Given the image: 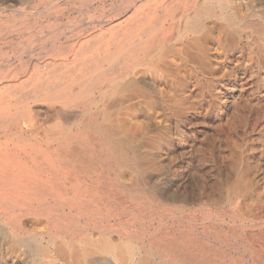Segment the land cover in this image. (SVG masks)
I'll return each mask as SVG.
<instances>
[{
  "label": "rangeland",
  "instance_id": "1",
  "mask_svg": "<svg viewBox=\"0 0 264 264\" xmlns=\"http://www.w3.org/2000/svg\"><path fill=\"white\" fill-rule=\"evenodd\" d=\"M119 1L120 0H0V8L1 9L4 8L3 10L0 9V29H1V27H3L0 30L3 32V33L2 32L0 33V104H1L0 105V120H1V122H0L1 127L0 128L2 129V130L0 129V132L3 135L6 132L5 133L6 136H4L2 138V141L7 140L8 142H10L9 145L11 144L10 146H12L14 148L13 152L17 153L14 155L12 152L11 158L13 160H15L16 163H24L23 164L24 166L26 163H27L26 164L27 166H28V164L31 163L29 161L30 156L28 155V153H29L28 145L26 144L29 142L28 140L30 139L29 134L27 132H25L24 127L22 129L18 128V126H24V122H23L24 117L26 115V111H27V113H29L30 108L32 109V113H34V116H36L35 117L36 120L39 121V123L44 122L45 125H47V127L49 129L48 131L50 133L55 132V131L59 132V134H57V133L55 134L56 135L55 137L52 136L53 138H52L51 142H53L54 145H55L54 140L56 139V137H57V140L59 139V141H61L63 145H67L66 140L68 139L70 141V139H71L72 141H74L72 146L76 145V148L80 149V150L76 149L77 150L76 155L74 157H72L73 159L66 157L65 154L63 153L62 155H64V156H63L62 163L60 161V163H61L60 164L57 161V163L54 164V165L59 166V167L56 166V168H58L59 173L62 172L60 174H66V173L72 174L73 173V174H75V176L77 175L76 177L79 178L78 182H74L71 185V183L65 182L64 179L60 180V184L63 182L64 185L61 184L62 187H61L60 191L57 192V194L52 193V192H47V193L46 192H36L35 194L27 195L28 193L25 194V192L23 193L22 190L16 191V188H14L15 190L13 189V191L9 192V193L12 195L11 197L14 198V200L13 199L12 200L15 201V203H14L12 209H9V208H11L12 204L9 203L10 205H8V206L6 205L8 212L5 209V204H2L3 199L0 198V200H1L0 205L4 206V208H2V209H1L2 206H0V214H1L0 215V226L3 224V226L0 227V247H2V248H0V250H1L0 264H14V263L15 264H45V263L46 264H70V263L71 264H74V263L75 264H87V263L88 264H123L124 261H122L121 259L119 260V259L113 258L110 254H106V253H103V254L98 253L99 255L98 254H94V255L92 254V255L88 256V253H86L88 246H91L94 242L96 243L97 241L99 243L102 241H109V242L111 241L110 243H112L113 245H117V246L123 245L121 247H123L127 250L130 249L129 251L131 252L132 255H134L136 257V259H134L135 257H133V259H132L133 263L131 261V263H129V264H135V263L139 264L138 262H140V264H144V262L147 260H149L150 262H152L154 264L155 263L156 264H166V263L167 264H178V262H179V264H187V263L188 264H196V263L197 264H264V17H263L264 16V0H255V1H251V0H241V1L240 0H232V1L231 0H212V1L211 0H185V1L184 0H135L136 3L133 2L134 0H128L130 2H128L127 0H124V1L121 0V2H119ZM208 1H210V2H208ZM114 2H116V3H114ZM131 2L135 5L131 4ZM190 2L192 3V5H190ZM120 3L121 4L123 3V4L121 5ZM145 4H147V5H145ZM201 4H203V5H201ZM142 5H143V7H142ZM193 5H194V7H193ZM167 6H169V7H167ZM173 6L176 8H173ZM209 6H211V8ZM115 7H116V9H115ZM118 7H120V8H118ZM203 7L205 8V10ZM159 8H162V9L159 10ZM192 8H193V10H191ZM200 8L204 11L203 15L206 17L205 18L203 16L204 23H205L204 27H206V28H202L199 31H190L187 29V27H185L187 25L188 19L193 18L197 9L200 10ZM87 9H88V12H87ZM254 9H256V10H254ZM260 9H261V11H260ZM141 11H143V12H141ZM148 11L150 12L149 15H148ZM173 11H174V13H173ZM177 11L179 14H177ZM188 11H190V12H188ZM200 12H202V11H200ZM103 13L107 14V15H103ZM134 13L138 14L139 17L142 18L140 23H138L137 25L133 24L132 22H130V23L126 22V19L129 16H131L132 14L134 15ZM153 13H154V15H153ZM170 13H171V16H170ZM216 13H217V15H216ZM1 14H2V16H1ZM127 14H128V16H127ZM187 14L190 16H188ZM83 15H84V17H82ZM101 15H102V18H101ZM247 15L250 18H248ZM226 16H228V17H226ZM91 17L94 18L96 21L94 19H92ZM158 17H159V19H158ZM171 17H172V20H170ZM213 17L216 19H214ZM75 18L77 21L75 20ZM58 19H59L61 24L58 22ZM81 19H84V20H81ZM68 20H70V21H68ZM79 20H81V21H79ZM91 20H92V22H90ZM102 20H104L105 22H103ZM175 20L177 22L179 21L180 23H177ZM232 20H233V23H232ZM253 20H255V21H253ZM172 21L174 23H172ZM225 21H227V22L225 23ZM244 21H245V24L243 23ZM250 21H252V22H250ZM259 21H260V23H257ZM52 22H53V25H52ZM55 22H57V23H55ZM66 22H68L69 24L68 23L66 24ZM72 22H73V24H72ZM117 22H119V23H117ZM175 22H176V24H175ZM96 23H98V24H96ZM170 23H172V24H170ZM206 23L208 26L206 25ZM36 24H37V26H36ZM44 24H46V25H44ZM70 24H72V26ZM120 24H121L122 28L120 27ZM251 24H254V25L252 26ZM9 25H10V27H9ZM21 25L24 28L19 27ZM34 25L36 26V28H33V27H35ZM108 25H109V27H108ZM170 25H172V26H170ZM255 25H257V26H255ZM14 26L16 28H14ZM43 26H45L46 29H44ZM54 26H56V27H54ZM110 26H112V27H110ZM177 26H179V28ZM239 26H240V28H239ZM41 27H43V28H41ZM53 27H54V29H53ZM98 27H101V28H98ZM172 27H173V29H172ZM245 27H247V28L245 29ZM8 28H10V30H7ZM38 28L40 31L38 30ZM161 28L163 29V31ZM174 28H175V30H174ZM55 29H58V30L55 31ZM86 29H88V31ZM114 29H116V30H114ZM235 29H236L237 35L235 36V38L233 40H231L229 35H227V31L231 32L232 30H235ZM253 30H255L256 33H254ZM28 31H29V33H28ZM68 31H70V32H68ZM78 31L81 33H79ZM123 31H125L124 34H123ZM157 31H159V34H157L158 33ZM168 31H169V33H168ZM178 31L181 34H179ZM40 32L41 33L45 32L46 34H44V35L42 34V37H41ZM83 32H84V34H82ZM111 32L112 33L116 32V33L112 34ZM184 32L185 33L187 32V33L185 34ZM200 32H203V33H200ZM238 32L240 33V35ZM118 33H120V35ZM154 33H155V35H154ZM34 34L36 35V37ZM52 34L54 37L52 36ZM73 34L74 35L79 34V35L74 36ZM104 34H105V36H104ZM139 34H142V36ZM182 34L184 35V37ZM190 34H192L193 36ZM32 35L34 37L30 38V36H32ZM108 35H109V37H108ZM162 35H164V36H162ZM178 35H180V37ZM200 35H202L204 37L203 46L205 47V50H206L207 60H208L209 64L212 66L211 71H204L201 74L195 73L196 71L189 70V69H187L188 71L183 70V63L181 60L182 58L180 55H176V51H175V50H177V52L181 51L183 49V47L187 44V42L188 43L191 42L195 36H200ZM26 36H28V37H26ZM116 36H118V37H116ZM137 36H139V37L141 36L140 37L141 39L139 38V42L137 41ZM50 37H53V39ZM68 37H69V39H68ZM114 37H116V39H114ZM154 37L156 40L153 39ZM161 37H162V39H161ZM178 37H179V39H177ZM181 37H182V39H181ZM45 38L47 40H45ZM56 38H59V39H56ZM104 38L106 39V42L108 40H112V41L114 40L113 43L111 44V47H109L110 45H105L106 42H105ZM175 39H177V41ZM42 40H45L46 43H44V41H43V43L46 44L45 46L43 45ZM182 40H183V42H182ZM245 40H246V42H245ZM36 42H37V44H36ZM49 42H51V43H49ZM74 42H75V45H74ZM217 42H219V43H217ZM130 43L134 44V45H130ZM241 43H242V45H241ZM66 44H69V45H66ZM102 44L105 46H102ZM126 44H128L129 46L127 49L124 50V47ZM142 44L144 45V47ZM147 44H148V46H147ZM33 45H35V46H33ZM41 45H42V47H41ZM49 46H51V47H49ZM67 46H69L70 48ZM35 47H36V49H35ZM59 47L61 48L60 51H59V49H60ZM79 47H81V48H79ZM101 47H102V49H101ZM166 47H167V49H169L167 53H166V51H167ZM129 48H130V50H129ZM31 49H32V51H31ZM55 49L58 52H56ZM104 49L106 51L109 50V51H107V53H110V54H106V51ZM156 49L159 52L158 51L155 52ZM178 49H180V50H178ZM69 50H71V51H69ZM103 50H104V52H103ZM172 50H174V51L172 52ZM28 51H30V52H28ZM41 51L42 52L45 51V52H43L44 54ZM61 51H62V53H61ZM40 52L42 55L38 54ZM53 52H55V53H53ZM45 53H46V55H45ZM51 53H53V56L55 55L53 58H52ZM21 54L23 56H21ZM48 54L49 55L51 54V55L49 56ZM93 54L95 55V57ZM98 54H99V56H97ZM231 55H233V56H231ZM42 56H44V57H42ZM47 56H49V57H47ZM104 56H106V57L103 58ZM215 56H218V58L215 59ZM220 56H222L223 58ZM27 57H28V59H27ZM136 57L138 58V60ZM23 58H24V60H23ZM147 58H148V60H147ZM59 59H61V60H59ZM101 59H103V60H101ZM142 59H144V60H142ZM234 59H236V60L234 61ZM50 60H52V61H50ZM141 60L143 61V63H141ZM178 60H179V62H178ZM46 61H48V62H46ZM65 61L67 62V64ZM96 61H97V63H96ZM106 61H107V63H106ZM103 62H105V63H103ZM246 62H248V63H246ZM94 63H95V65L97 64L96 65L97 67L95 65H93ZM49 64H51V66L49 67L50 69H56V71H68V70H70V74H72L71 76L76 77L75 82L69 88H67L65 90V92L70 97L72 96L71 97L72 101L70 102V105H68L69 109L68 108H66V110L65 109L62 110L60 108L56 109L55 107L50 106V104H48V102H45V101H38V102H35L32 104L30 102L31 99H29L27 97L28 90L32 87L30 78L32 76L38 77L41 73L45 72L47 70L46 66H48ZM82 64H83V66H82ZM135 64H136V68H135ZM69 65H70V67H69ZM129 65H130V67H129ZM176 65H180V66L176 69V67H175ZM98 66H99V68H98ZM106 66H108V67H106ZM26 68H28V69H26ZM121 68L123 69V72L121 71L122 70ZM15 69L17 70V72L14 71ZM98 69H101V70L98 71ZM124 70H126V71H124ZM225 70H227V71H225ZM141 71H142V73H141ZM14 72H16V74ZM103 72H106V73H103ZM118 72L120 75L118 74ZM188 72H190V73H188ZM98 73H100L99 74L100 76L97 75ZM111 74H112V76H111ZM116 74H117V76H116ZM141 74H142V76H141ZM182 75H184V76H182ZM91 76H93V78ZM97 76H99L100 78ZM106 76H108L109 78ZM115 77H118L119 80H118V78H115ZM130 77H131V79H130ZM7 78H9V79H7ZM4 79H6L7 81ZM63 80H64V78H61V81H63ZM95 80H96V83H98L97 85H96V83H94ZM126 80L129 82H127ZM150 80H151V82H150ZM204 81H206V83ZM38 82H39V80H35L34 84H36ZM104 82H105V84H104ZM142 82H143V84H142ZM145 82H146V84L148 83L147 84L148 86L145 84ZM3 83H4V85H3ZM82 83H83V85H81ZM61 84L63 85V82H61ZM227 84H230V85H227ZM1 85H2V87H1ZM113 85H114V88L111 87ZM97 86H99V87L97 88ZM103 86H106V87L104 88ZM149 86H151L152 88ZM190 86H191V88H190ZM124 87L126 89H124ZM155 87H157V88H155ZM75 88H77V89H75ZM111 89H113L112 90L113 92L111 91ZM136 90H138V91H136ZM146 90H148V91H146ZM1 91H3V92H1ZM78 91H79V93H78ZM170 91H171V93H170ZM74 92H76V93H74ZM141 92L143 93V95H144V93L146 94L144 96L145 98H143V97L137 98L138 94H142ZM120 93H122V94H120ZM150 93H152V94H150ZM104 94L108 95V97ZM234 94L237 97H235ZM133 95H134V97H133ZM147 95L148 96L150 95L151 98L146 97ZM129 96H130V98H128ZM81 97H83V98H81ZM113 97H114V99H113ZM120 97H122V98H120ZM25 98L27 99V101H25L26 100ZM89 98H91V99H89ZM135 98H136V100H135ZM193 98H194V100H192ZM96 100H98V101H96ZM145 100L150 102V106H148V104L143 103V101H145ZM120 101L122 103L124 102V104H122ZM127 101H129V102H127ZM14 103H16V105H14ZM93 103H95V104H93ZM102 103L105 104V106ZM78 104H80V105H78ZM91 104H92V106H91ZM106 104H110V105L108 106ZM37 105H40V106L37 107ZM60 105L62 106V104H60V102H59L57 104V106L59 107ZM96 106H97V108H96ZM90 108H92V109H90ZM119 108H120V110H119ZM21 109H23V110H21ZM80 109H83L84 111L80 110ZM87 109H89V110H87ZM93 109H94V111H93ZM59 110L60 111L62 110V112H60ZM6 111H8V112H6ZM41 111L45 114H43ZM46 111L48 114L46 113ZM182 111H183V113H181ZM184 111H186V112H184ZM86 112H88V113H86ZM101 112H102V114H101ZM221 112H222V114H221ZM60 113L62 114V116ZM58 114H60V115L58 116ZM71 114H72V116L74 114L75 117L70 118V117H72ZM85 114L88 116H86ZM103 115H104V117H103ZM141 115H142V117H141ZM54 116H56V117H54ZM85 116L87 117V119H85L86 118ZM177 116L181 119H179ZM40 118H41V120H40ZM69 118L73 119V120L68 121ZM94 118H95V120H93ZM142 118H143V120H141ZM89 119H90V122H89ZM97 119L99 122L96 121ZM145 120H148L147 125H146ZM164 121H166V122H164ZM118 122L120 124L119 126L121 127V129H124V132H123L124 134L122 133L120 135V137L122 139L128 138L133 145L130 144V146H128V147L125 146V147H122L120 149L116 146H112L113 143L112 142L109 143L110 141H108L106 136L103 135L104 133L102 132V129H101L103 126L112 125L113 127H118ZM136 122L139 124L137 131L131 129L133 126V123H136ZM141 122H142V124H141ZM156 122H157V124H156ZM93 123H94V125H93ZM161 123H162V125H161ZM140 124H141V127H140ZM180 124H181V126H180ZM53 125H54V127H53ZM77 125H79V126H77ZM82 125H84V126H82ZM95 125H97V126H95ZM2 126H4V127L2 128ZM57 126H59V127H57ZM147 126H148V129H147ZM159 126H160V128H159ZM16 127L18 128L19 131L17 130ZM82 127H83V129H82ZM4 128L6 131L4 130ZM87 128L89 130H87ZM69 129H70V132H69ZM125 129H126V131H125ZM154 129H155V131H154ZM20 130H21V132H20ZM77 130H79V131L77 132ZM83 131H85V132H83ZM11 132H15L16 134L15 133H14L15 135L13 133L10 134ZM88 132H89V135H88ZM152 132H154L155 134ZM182 132H183V134H182ZM19 133H20V136H19ZM73 133L75 134L74 135L75 137H73ZM77 133H79L78 136H82L83 138L81 139V137H78V136L76 137ZM82 133L84 136L82 135ZM62 134H65V135H62ZM90 134H91V136H90ZM16 135H18V136H16ZM70 135H71V137H69ZM141 135L144 137H142ZM133 136H135V137H133ZM5 137L6 138L8 137V138L5 139ZM13 137H14V139H13ZM23 137H25V138L22 140L21 138H23ZM84 137H85V139H84ZM168 137H170V138H168ZM10 138H12L13 140ZM114 138L117 139L118 136L114 137ZM26 139H28V140H26ZM77 139H78V141H76ZM136 139L138 140V142H136L137 141ZM97 140H98V142H97ZM99 140H100V142H99ZM104 140H106V142ZM23 141H25L26 143L24 144ZM87 141H91L92 144L90 142H88V144H86ZM80 142H82V143H80ZM14 143L16 145H14ZM147 143H149L150 146H148ZM34 145H36V146L38 145L37 147H39L38 142H35ZM54 145H50L51 148H49L48 150L52 151ZM86 145H87V147H86ZM90 145H92L93 147ZM22 146H24L25 148ZM83 146L85 147V150H84ZM139 146H140L141 150H140ZM167 146H168V148H167ZM20 147H21V149H20ZM109 147H111V148H109ZM131 147H132V149H131ZM151 147L153 148L152 150H151ZM26 148H27V150L25 151L24 149H26ZM88 149H90V150H88ZM91 149H92V152H91ZM124 149H125V152H127V153L123 152ZM167 149H168V151H167ZM17 150H19V151L17 152ZM24 151L27 155L24 153ZM103 151H105L106 154ZM117 151H120L123 154L119 155L117 153ZM129 151L131 152V154L129 153ZM95 152H97V153H95ZM88 153H89V155H88ZM164 153H165V155H164ZM24 154H25V156H24ZM159 154H160V156H159ZM87 156H89V157H87ZM140 156H142V157H140ZM25 157H27V158H25ZM97 157H99V158H97ZM111 157H113V161H112ZM86 158H87V160H86ZM121 158H123V159H121ZM134 158H135V160H137V163L133 162ZM93 159H95V161ZM102 159H104V160H102ZM129 159H132V160L129 161ZM146 160H148V161H146ZM72 161H73V163H72ZM121 161H124V162H121ZM118 162H121V163H118ZM83 163H85V165H88V166L83 165ZM97 163L99 164V166ZM129 163L130 164L132 163V164L130 165ZM147 163H148L149 167L147 166ZM153 163H154V165H153ZM89 164H90V166H89ZM107 164H109V167ZM162 164H163V166H162ZM45 165L46 166H44L45 168L43 169V170H45V172L50 173L52 170L51 173H56L55 168L51 169L52 166L48 167L46 163H45ZM54 165H53V167H54ZM138 165H140V166H138ZM102 166L105 168H103ZM119 166L121 168H119ZM47 167H48V169H47ZM85 167H87V168L85 169ZM49 168H50V170H49ZM123 168H124V170H123ZM144 168H145V170H143ZM195 169H197V170H195ZM75 170H77V171H75ZM87 170H90V171H87ZM133 170H135V171H133ZM96 171H97L98 175L95 174ZM85 172H87V173H85ZM102 172L103 173L106 172L105 175H101V174H103ZM126 172H129V173L126 174ZM153 172L154 173L157 172V174H154ZM91 173H94V174L92 175ZM114 173H115V175H114ZM84 174H86V175H84ZM80 176H81V178H80ZM97 176H99L100 178H98ZM157 176L160 178H157ZM90 177H92V178H90ZM112 177H116V178H112ZM130 177H132V178H130ZM104 178L107 181H105ZM92 179L95 181H92ZM117 179H118V181H117ZM128 179L130 180V182L126 181ZM101 180H103V181H101ZM104 181H105V183H104ZM143 182H145V183H143ZM98 183H99V185H98ZM65 184H67V185L65 186ZM85 184H87V185H85ZM109 184H110V186H108ZM73 186L76 189L73 188ZM83 186H84V188H83ZM87 186H88V188H87ZM128 186H130V187H128ZM77 189L81 190V191L79 192ZM119 189L120 190L122 189L123 191H120ZM150 189H153V190H150ZM154 189H156V190H154ZM61 190H63V191H61ZM89 190H91V191H89ZM98 190H100V191H98ZM117 190H118V192H117ZM140 190H141V192H140ZM2 191L3 190L0 189V195H1L0 197L5 198L4 194L1 193ZM71 191L72 192L74 191L75 194H78V195L75 196L73 194L74 192L72 193ZM85 191L88 193H86ZM122 192H124V193H122ZM157 192H158V194H157ZM22 193L24 194L23 195L24 197L21 196ZM103 193H104V195H103ZM159 193L162 195H160ZM163 193H165V194H163ZM183 193H185L186 196ZM44 194H45V196H44ZM65 194L68 196L69 195H72V196L68 198ZM92 194H93V196H92ZM113 194H115V195H113ZM152 194H153V196H152ZM36 195L38 196V198ZM117 195H120L121 197L117 196ZM130 195H131V197H130ZM65 196H66L65 199H67L66 204L64 203V202H66V200L65 201L63 200ZM80 196L82 197V199ZM84 196L86 198L83 199ZM111 196H113L114 198L112 197V199H111ZM169 196H171V197H169ZM44 197H46L47 199H45ZM73 197H75V198H73ZM77 197H79V198H77ZM97 197H98V199H97ZM107 197H109L110 199ZM115 197H116V201H115ZM118 197H120V198H118ZM25 198H28V199L26 200ZM72 198L74 200L75 199L76 200L74 201ZM93 198H95L97 201ZM128 198H131L132 201ZM154 198L156 200H154ZM173 198H176V199H173ZM186 198L187 199L189 198V199L187 200ZM79 199L81 200V202ZM107 199L109 200V202ZM127 199L131 203L129 201L127 202ZM183 199L185 201H183ZM110 200H112V201H110ZM136 200L138 202H136ZM28 201L29 202L32 201V202L29 203ZM101 201H103L104 203ZM23 202H26L25 203L26 205ZM61 202H62V204H61ZM71 202L74 204H72ZM112 202H115V203H112ZM17 203L19 204V207H21V208H19L18 206L17 207L15 206V205H18ZM45 203L48 206H46ZM63 203H64V205H63ZM123 203H124V206H123ZM135 203H136V205H135ZM38 204L41 205L39 208H38V206H39ZM53 204H54V206H53ZM126 204L127 205L129 204L130 206L129 205L127 206ZM20 205H23V206H20ZM103 205H105V206H103ZM112 205H114V206H112ZM77 206H79V207L76 208ZM132 206H134V207H132ZM136 206H140V208L136 207ZM144 206H145V208H144ZM111 207H112V209H111ZM146 207H148V208H146ZM48 208H49V210H47ZM52 208H53V210H52ZM56 208L58 209V211H56L57 210ZM94 208H97L98 210L94 209ZM113 208L115 209V211H118V212H115ZM132 208H133V210H132ZM84 209L87 210V213H86V210H84ZM150 209L153 211H151ZM20 210H22V211H20ZM46 210L49 211V213H47V212L45 213ZM66 210L67 211L69 210L68 211L69 213ZM88 210H89V212H88ZM109 210H112L111 212L114 215ZM31 211H32V213H31ZM72 211H73V213H72ZM106 211H107V213H106ZM21 212H22V214H21ZM39 212H40V215H39ZM101 212H103V213H101ZM135 212H136V214H135ZM11 213H12V215H11ZM58 213H59V215H58ZM60 213H62V214H60ZM116 213L119 214L118 217H117ZM122 213H124V214H122ZM125 213H127V215ZM141 213L142 214L144 213V215H142ZM18 214L20 217L18 216ZM42 214H44V216ZM67 214H69L70 216L74 215L73 216L74 217L73 222H71L73 220V217L71 218L70 216H67ZM109 214H112V215H109ZM132 214H134V215H132ZM36 215H37V217H36ZM62 215L65 218H63ZM86 215L88 216V218ZM130 216H131V218H130ZM56 217H57V220H56ZM60 217L63 220L60 219L61 221H58L59 220L58 218H60ZM89 217H91L93 219V222H92V219ZM100 217H102V220ZM11 218L14 220H12ZM15 218H17V219H15ZM31 218H33V220ZM38 218H40V220ZM69 219H72V220L69 222ZM76 219H78L80 222ZM129 219H130V221H129ZM15 220L17 221V223ZM105 220H107V222ZM131 220H133V221H131ZM84 221H86V222H84ZM13 222H14V224L20 225L19 228L17 227L18 225L17 226L15 225L16 226L15 227L14 224H12ZM32 223H33V227H32ZM61 223L64 224V226L61 225ZM67 223H68V226L66 225ZM78 223H81V224H78ZM87 223L89 226L87 225ZM116 224L118 226H115ZM122 224H124V225H122ZM71 225L73 227H71ZM102 225L106 227L105 228L106 230L104 229V227ZM123 226H124V228H122ZM134 226H135V228H134ZM119 227H120V229H119ZM11 228H12V230H10ZM58 228L60 229L59 232H57V230H59ZM61 228L63 230H65V229L66 230L63 231ZM84 228H85V230H83ZM99 228L101 230H99ZM127 228H129V229H127ZM52 229H53V231H52ZM69 229H71V230L69 231ZM114 229H117V230H114ZM96 230H97V232H96ZM71 231L73 232V234H71ZM14 232H17V233H14ZM38 232H39V234H38ZM77 232H79V233H77ZM1 233H3V234H1ZM90 233L92 234V236ZM96 233H98V236ZM5 234H6V237H5ZM2 235H4V236H2ZM73 235H76V236H73ZM83 235H85L84 236L85 238L83 237ZM159 235H161V236H159ZM62 236H63V238H60ZM65 236H66V238H64ZM102 236H103L104 240L101 239ZM129 236H130V238H129ZM18 237H20V238H18ZM69 237H71V238H69ZM76 237H77V239H76ZM88 237H90V238H88ZM94 237H96L97 239ZM107 237H109L111 240H108ZM154 237H155V239H154ZM160 237L161 238L163 237L162 240ZM35 238L38 241L35 240ZM91 238L92 239L94 238V239L92 240ZM52 239H54V240H52ZM64 239L66 242L64 241ZM73 239H74V242H73ZM87 239H90L91 242L93 241L92 244L90 243V241L88 242ZM168 239H170V240H168ZM8 240L9 241L11 240V242H13V243H11V242L9 243ZM128 240H129V242H128ZM148 240L150 242H148ZM172 240H174V241H172ZM125 241L127 243H125ZM146 241H147V243H146ZM177 241H179V242H177ZM75 242H77V243H75ZM83 242H87V243L82 244ZM152 242H154L155 244ZM8 243H9V245H8ZM66 243H68V244H66ZM151 243H152V245L150 246ZM174 243L175 244L177 243L176 245H178V246H176ZM52 244H54V245H52ZM71 244H73V245H71ZM162 244H163V246L161 247ZM169 244H171L172 246ZM83 245H86V246H83ZM126 245H128V246H126ZM164 245H165V247H164ZM185 245L186 246L188 245V247L185 248ZM62 246L63 247L66 246V249L68 251L73 250L72 248H75L79 251L81 250L80 251L81 252V259H79L77 261L75 258L69 257V255H62V254L56 255V251H58V249L62 248ZM140 246H141V248H139ZM143 246H144V248H143ZM148 246H150L151 248ZM5 247H7V248H5ZM10 247L13 250H11ZM34 247H36V249H34ZM81 247L83 249H81ZM169 247L172 249H170ZM175 247H179V248L177 249ZM131 248H133V249H131ZM161 248H163L164 250ZM182 249H186V250H182ZM3 250H7L6 253ZM147 250L150 253L149 255L147 254L148 253ZM166 250L169 254L166 252ZM138 251H139V253H138ZM155 251H156V255H155ZM184 252H185V254H184ZM157 253H159L160 255ZM162 253H163V255L165 253V255L163 257L161 256ZM178 253H179V256H178ZM191 253L193 255H191ZM50 254L51 255L55 254V257L53 258ZM104 254H105V256H103ZM136 254H138V255H136ZM175 254L177 256H175ZM182 255L184 257H182ZM189 255L191 256V258ZM60 256L61 257L64 256L65 258L62 257L63 260H61L62 258H60ZM152 256H154V257H152ZM13 257L15 259H12ZM103 257H104V259H103ZM179 257H181L180 258L181 260H179ZM193 257H195V258H193ZM4 258H6V259H4ZM67 258H68V260H67ZM186 258L189 260L186 261ZM17 259L18 260L20 259V260L18 261ZM87 259L89 261H87ZM145 259H147V260H145ZM13 260H14V262H13ZM85 260L87 262H85ZM134 260H136V261H134ZM60 261L61 262L63 261V262L61 263ZM124 264H125V262H124Z\"/></svg>",
  "mask_w": 264,
  "mask_h": 264
},
{
  "label": "bare ground",
  "instance_id": "2",
  "mask_svg": "<svg viewBox=\"0 0 264 264\" xmlns=\"http://www.w3.org/2000/svg\"><path fill=\"white\" fill-rule=\"evenodd\" d=\"M124 1V0H123ZM128 1V0H127ZM126 1V2H127ZM185 1V0H184ZM212 1V0H211ZM232 1V0H231ZM241 1V0H240ZM251 1H255V0H251ZM119 2H121V0L119 1ZM128 2H130V1H128ZM133 2H135V0L133 1ZM167 2V1H166ZM165 2V3H166ZM173 2V1H172ZM179 2V1H178ZM189 2V1H188ZM199 2V1H198ZM208 2H210V1H208ZM114 3H116V2H114ZM136 3V2H135ZM185 3V2H184ZM187 3V2H186ZM255 3V2H254ZM121 4V3H120ZM123 4V3H122ZM121 4V5H122ZM125 4V3H124ZM127 4V3H126ZM129 4V3H128ZM131 4H133L132 2H131ZM167 4V3H166ZM174 4V3H173ZM188 4V3H187ZM218 4V3H217ZM228 4V3H227ZM249 4V3H248ZM115 5V4H114ZM120 5V6H121ZM133 5H135V4H133ZM145 5H147V4H145ZM161 5V4H160ZM176 5V4H175ZM190 5H192V3L190 2ZM201 5H203V4H201ZM210 5V4H209ZM214 5V4H213ZM125 6V5H124ZM132 6V5H131ZM186 6V5H185ZM231 6V5H230ZM251 6V5H250ZM122 7V6H121ZM128 7V6H127ZM139 7V6H138ZM142 7H143V5H142ZM163 7V6H162ZM167 7H169V6H167ZM172 7V6H171ZM193 7H194V5H193ZM199 7V6H198ZM210 8H211V6H209ZM20 8V7H19ZM88 8V7H87ZM118 8H120V7H118ZM125 8V7H124ZM136 8V7H135ZM173 8H176V7H174L173 6ZM183 8V7H182ZM187 8V7H186ZM204 8V7H203ZM222 8V7H221ZM225 8V7H224ZM229 8V7H228ZM1 9V8H0ZM4 9V8H3ZM3 9H1V10H3ZM115 9H116V7H115ZM128 9V8H127ZM148 9V8H147ZM154 9V8H153ZM160 9H162V8H159V10ZM171 9V8H170ZM185 9V8H184ZM223 9V8H222ZM226 9V8H225ZM224 9V10H225ZM230 9V8H229ZM123 10V9H122ZM131 10V9H130ZM137 10V9H136ZM191 10H193V8L191 9ZM195 10V9H194ZM204 10H205V8H204ZM207 10V9H206ZM209 10V9H208ZM215 10V9H214ZM218 10V9H217ZM221 10V9H220ZM243 10V9H242ZM254 10H256V9H254ZM253 10V11H254ZM180 11V10H179ZM200 11H202V12H200ZM232 11V10H231ZM237 11V10H236ZM252 11V12H253ZM260 11H261V9H260ZM87 12H88V9H87ZM127 12V11H126ZM134 12V11H133ZM141 12H143V11H141ZM147 12V11H146ZM169 12V11H168ZM186 12V11H185ZM188 12H190V11H188ZM194 12V11H193ZM203 10L200 8V10H198L197 9V11H196V13H195V15H194V17L193 18H189L188 19V22H187V25L185 26V27H187V29L188 30H190V31H199L200 29H202V28H206V27H204V25H205V23H204V19H203ZM208 12V11H207ZM138 13V12H137ZM149 11H148V15H149ZM161 13V12H160ZM159 13V14H160ZM173 13H174V11H173ZM192 13V12H191ZM224 13V12H223ZM232 13V12H231ZM235 13V12H234ZM237 13V12H236ZM240 13V12H239ZM258 13V12H257ZM85 14V13H84ZM88 14V13H87ZM126 14V13H125ZM141 14V13H140ZM177 14H179L178 13V11H177ZM221 14V13H220ZM238 14V13H237ZM103 15H107V14H104L103 13ZM110 15V14H109ZM131 15V14H130ZM153 15H154V13H153ZM166 15V14H165ZM181 15V14H180ZM188 15V14H187ZM210 15V14H209ZM216 15H217V13H216ZM230 15V14H229ZM233 15V14H232ZM231 15V16H232ZM236 15V14H235ZM258 15V14H257ZM1 16H2V14H1ZM127 16H128V14H127ZM159 16V15H158ZM170 16H171V13H170ZM183 16V15H182ZM188 16H190V15H188ZM219 16V15H218ZM248 16V15H247ZM63 17V16H62ZM76 17V16H75ZM80 17V16H79ZM82 17H84V15L82 16ZM110 17V16H109ZM112 17V16H111ZM126 17V16H125ZM205 17V16H204ZM209 17V16H208ZM207 17V18H208ZM226 17H228V16H226ZM236 17V16H235ZM264 17V16H263ZM74 18V17H73ZM92 18V17H91ZM101 18H102V15H101ZM117 18V17H116ZM164 18V17H163ZM167 18V17H166ZM206 18V17H205ZM214 18V17H213ZM244 18V17H243ZM248 18H250L249 16H248ZM260 18V17H259ZM61 19V18H60ZM92 19H94V18H92ZM97 19V18H96ZM107 19V18H106ZM115 19V18H114ZM122 19V18H121ZM158 19H159V17H158ZM165 19V18H164ZM169 19V18H168ZM174 19V18H173ZM182 19V18H181ZM214 19H216V18H214ZM218 19V18H217ZM225 19V18H224ZM246 19V18H245ZM253 19V18H252ZM262 19V18H261ZM67 20V19H66ZM71 20V19H70ZM70 20H68V21H70ZM75 20H76V18H75ZM81 20H84V19H81ZM81 20H79V21H81ZM95 20V19H94ZM93 20V21H94ZM142 20V18H140L139 17V15L138 14H136V13H134V15L132 14L131 16H129L127 19H126V22L127 23H130V22H132L133 24H135V25H137L138 23H140V21ZM145 20V19H144ZM143 20V21H144ZM157 20V19H156ZM170 20H172V17H171V19ZM180 20V19H179ZM207 20V19H206ZM211 20V19H210ZM209 20V21H210ZM213 20V19H212ZM220 20V19H219ZM242 20V19H241ZM41 21V20H40ZM62 21V20H61ZM65 21V20H64ZM72 21V20H71ZM77 21V20H76ZM96 21V20H95ZM103 22H105L104 20H102ZM101 21V22H102ZM124 21V20H123ZM122 21V22H123ZM174 21V20H173ZM172 21V23H174ZM176 21V20H175ZM228 21V20H227ZM227 21H225V23L227 22ZM236 21V20H235ZM253 21H255V20H253ZM35 22V21H34ZM58 22L60 23V21H59V19H58ZM74 22V21H73ZM73 22H72V24H73ZM90 22H92V20L90 21ZM156 22V21H155ZM165 22V21H164ZM168 22V21H167ZM170 22V21H169ZM177 22V21H176ZM176 22H175V24H176ZM185 22V21H184ZM207 22V21H206ZM250 22H252V21H250ZM36 23V22H35ZM38 23V22H37ZM49 23V22H48ZM55 23H57V22H55ZM68 22H66V24H67ZM76 23V22H75ZM86 23V22H85ZM95 23V22H94ZM93 23V24H94ZM100 23V22H99ZM117 23H119V22H117ZM166 23V22H165ZM172 23H170V24H172ZM177 23H180L179 21L177 22ZM224 23V22H223ZM224 23V24H225ZM232 23H233V20H232ZM244 24H245V21L243 22ZM256 23V22H255ZM257 23H260V21L259 22H257ZM18 24V23H17ZM22 24V23H21ZM34 24V23H33ZM41 24V23H40ZM51 24V23H50ZM61 24V23H60ZM69 24V23H68ZM72 24H70L71 26H72ZM83 24V23H82ZM96 24H98V23H96ZM101 24V23H100ZM115 24V23H114ZM124 24V23H123ZM153 24V23H152ZM164 24V23H163ZM162 24V25H163ZM186 24V23H185ZM184 24V25H185ZM209 24V23H208ZM211 24V23H210ZM237 24V23H236ZM243 24V25H244ZM248 24V23H247ZM12 25V24H11ZM29 25V24H28ZM27 25V26H28ZM43 25V24H42ZM44 25H46V24H44ZM48 25V24H47ZM52 25H53V22H52ZM55 25V24H54ZM57 25V24H56ZM75 25V24H74ZM73 25V26H74ZM77 25V24H76ZM118 25V24H117ZM180 25V24H179ZM206 25H207V23H206ZM234 25V24H233ZM232 25V26H233ZM239 25V24H238ZM241 25V24H240ZM252 26L254 25V24H251ZM17 26V25H16ZM33 26V25H32ZM35 26V25H34ZM36 26H37V24H36ZM36 26L35 27H33V28H36ZM41 26V25H40ZM49 26V25H48ZM66 26V25H65ZM70 26V27H71ZM79 26V25H78ZM77 26V27H78ZM93 26V25H92ZM91 26V27H92ZM99 26V25H98ZM103 26V25H102ZM114 26V25H113ZM124 26V25H123ZM169 26V25H168ZM170 26H172V25H170ZM174 26V25H173ZM208 26V25H207ZM231 26V25H230ZM255 26H257V25H255ZM9 27H10V25H9ZM19 27H22V25L21 26H19ZM31 27V26H30ZM44 27V29H46L45 28V26H43ZM43 27H41V28H43ZM54 27H56V26H54ZM54 27H53V29H54ZM59 27V26H58ZM76 27V28H77ZM108 27H109V25H108ZM110 27H112V26H110ZM120 27H121V24H120ZM127 27V26H126ZM134 27V26H133ZM176 27V26H175ZM178 28H179V26H177ZM218 27V26H217ZM249 27V26H248ZM3 27H1V29H2ZM14 28H16L15 26H14ZM22 28H24V27H22ZM69 28V27H68ZM72 28V27H71ZM74 28V27H73ZM75 28V29H76ZM86 28V27H85ZM88 28V27H87ZM97 28V27H96ZM98 28H101V27H98ZM106 28V27H105ZM122 28V27H121ZM120 28V29H121ZM129 28V27H128ZM152 28V27H151ZM170 28V27H169ZM181 28V27H180ZM235 28V27H234ZM239 28H240V26H239ZM247 27H245V29H246ZM251 28V27H250ZM0 29V30H1ZM12 29V28H11ZM29 29V28H28ZM70 29V28H69ZM83 29V28H82ZM162 29V28H161ZM168 29V28H167ZM172 29H173V27H172ZM209 29V28H208ZM219 29V28H218ZM244 29V28H243ZM262 29V28H261ZM7 30H10V28H8ZM38 30H39V28H38ZM56 30H58V29H55V31ZM73 30V29H72ZM84 30V29H83ZM87 31H88V29H86ZM104 30V29H103ZM112 30V29H111ZM114 30H116V29H114ZM123 30V29H122ZM157 30V29H156ZM165 30V29H164ZM171 30V29H170ZM174 30H175V28H174ZM182 30V29H181ZM252 30V29H251ZM4 31V30H3ZM6 31V30H5ZM30 31V30H29ZM29 31H28V33H29ZM37 31V30H36ZM40 31V30H39ZM38 31V32H39ZM42 31V30H41ZM44 31V30H43ZM65 31V30H64ZM67 31V30H66ZM81 31V30H80ZM113 31V30H112ZM118 31V30H117ZM161 31V30H160ZM162 31H163V29H162ZM161 31V32H162ZM180 31V30H179ZM178 31V33L179 34H181L180 32ZM183 31V30H182ZM181 31V32H182ZM247 31V30H246ZM254 31V33H256V31L255 30H253ZM262 31V30H261ZM2 31H0V33H1ZM37 32V33H38ZM50 32V31H49ZM68 32H70V31H68ZM79 32V31H78ZM77 32V33H78ZM82 32V31H81ZM81 32H79V33H81ZM108 32V31H107ZM122 32V31H121ZM124 32L125 31H123V34H124ZM127 32V31H126ZM158 33L157 34H159V31H157ZM258 32V31H257ZM3 33V32H2ZM36 33V32H35ZM41 33V32H40ZM89 33V32H88ZM91 33V32H90ZM98 33V32H97ZM112 33V32H111ZM113 33H116V32H113ZM112 33V34H113ZM164 33V32H163ZM168 33H169V31H168ZM185 33V32H184ZM187 33V32H186ZM185 33V34H186ZM190 33V32H189ZM188 33V34H189ZM194 33V32H193ZM199 33V32H198ZM200 33H203V32H200ZM239 33V32H238ZM31 34V33H30ZM42 34L44 35V34H46L45 32L44 33H41V37H42ZM55 34V33H54ZM59 34V33H58ZM57 34V35H58ZM82 34H84V32L82 33ZM119 35H120V33H118ZM122 34V33H121ZM128 34V33H127ZM143 34V33H142ZM142 34H139V35H141L142 36ZM146 34V33H145ZM144 34V35H145ZM167 34V33H166ZM176 34V33H175ZM215 34V33H214ZM258 34V33H257ZM35 35V34H34ZM39 35V34H38ZM56 35V34H55ZM74 35V34H73ZM76 35H79V34H76ZM76 35H74V36H76ZM86 35V34H85ZM84 35V36H85ZM93 35V34H92ZM103 35V34H102ZM101 35V36H102ZM116 35V34H115ZM147 35V34H146ZM154 35H155V33H154ZM183 35V34H182ZM190 35H192V34H190ZM227 35H229V37L231 38V40H233L234 38H235V36L237 35V33H236V29L235 30H232L231 32L229 31H227ZM239 35H240V33H239ZM238 35V36H239ZM29 36V35H28ZM28 36H26V37H28ZM50 36V35H49ZM52 36H53V34H52ZM87 36V35H86ZM91 36V35H90ZM104 36H105V34H104ZM140 36V37H141ZM162 36H164V35H162ZM167 36V35H166ZM174 36V35H173ZM179 37H180V35H178ZM193 36V35H192ZM217 36V35H216ZM250 36V35H249ZM31 37H34L33 35L32 36H30V38ZM35 37H36V35H35ZM48 37V36H47ZM54 37V36H53ZM53 37H50V38H52L53 39ZM67 37V36H66ZM108 37H109V35H108ZM107 37V38H108ZM116 37H118V36H116ZM116 37H114V39H116ZM139 36H137V41L139 42V38H140ZM153 37V36H152ZM168 37V36H167ZM179 37L177 38V39H179ZM183 37H184V35H183ZM241 37V36H240ZM61 38V37H60ZM135 38V37H134ZM158 38V37H157ZM160 38V37H159ZM190 38V37H189ZM34 39V38H33ZM51 39V40H52ZM56 39H59V38H56ZM64 39V38H63ZM68 39H69V37H68ZM85 39V38H84ZM83 39V40H84ZM105 39V38H104ZM103 39V40H104ZM118 39V38H117ZM141 39V38H140ZM144 39V38H143ZM154 40H156L155 39V37L153 38ZM161 39H162V37H161ZM169 39V38H168ZM172 39V38H171ZM177 39H175L176 41H177ZM181 39H182V37H181ZM187 39V38H186ZM203 39H204V37L202 36V35H200V36H195L194 38H193V40L191 41V42H187V44L183 47V49L181 50V51H179V52H177V50H175L176 51V55H180L181 56V60H182V63H183V70H187V69H189V70H193V71H196L195 73H203L204 71H211V69H212V66L209 64V62H208V60H207V56H206V50H205V47L203 46ZM216 39V38H215ZM45 40H47L46 38H45ZM45 40H42V43H43V41H44V43H46L45 42ZM50 40V39H49ZM91 40V39H90ZM136 40V39H135ZM134 40V41H135ZM211 40V39H210ZM38 41V40H37ZM57 41V40H56ZM114 41V40H113ZM113 41L112 40H108L107 42H106V39H105V45H110L109 47H111V44L113 43ZM168 41V40H167ZM180 41V40H179ZM30 42V41H29ZM41 42V41H40ZM48 42V41H47ZM61 42V41H60ZM64 42V41H63ZM77 42V41H76ZM116 42V41H115ZM130 42V41H129ZM157 42V41H156ZM160 42V41H159ZM163 42V41H162ZM174 42V41H173ZM182 42H183V40H182ZM245 42H246V40H245ZM251 42V41H250ZM43 43V45L45 46L46 44H44ZM49 43H51V42H49ZM103 43V44H104ZM217 43H219V42H217ZM31 44V43H30ZM36 44H37V42H36ZM41 44V43H40ZM73 44V43H72ZM84 44V43H83ZM88 44V43H87ZM102 44V46H105V45H103ZM129 44V43H128ZM128 44H126L125 45V47H124V50L125 49H127L128 48ZM166 44V43H165ZM173 44V43H172ZM50 45V44H49ZM57 45V44H56ZM66 45H69V44H66ZM74 45H75V42H74ZM130 45H134V44H131L130 43ZM143 45V44H142ZM164 45V44H163ZM169 45V44H168ZM210 45V44H209ZM241 45H242V43H241ZM33 46H35V45H33ZM40 46V45H39ZM65 46V45H64ZM78 46V45H77ZM83 46V45H82ZM81 46V47H82ZM113 46V45H112ZM147 46H148V44H147ZM150 46V45H149ZM158 46V45H157ZM167 46V45H166ZM181 46V45H180ZM30 47V46H29ZM41 47H42V45H41ZM49 47H51V46H49ZM57 47V46H56ZM61 47V46H60ZM59 47V48H60ZM67 47H69V46H67ZM75 47V46H74ZM81 47H79V48H81ZM143 47H144V45H143ZM153 47V46H152ZM24 48V47H23ZM38 48V47H37ZM66 48V47H65ZM70 48V47H69ZM116 48V47H115ZM179 48V47H178ZM33 49V48H32ZM32 49H31V51H32ZM35 49H36V47H35ZM50 49V48H49ZM57 49V48H56ZM56 49H55V51H56ZM72 49V48H71ZM75 49V48H74ZM101 49H102V47H101ZM106 49V48H105ZM104 49V50H105ZM135 49V48H134ZM158 49V48H157ZM156 49V51L155 52H157L158 50ZM166 49H167V47H166ZM171 49V48H170ZM58 50V49H57ZM61 50V48L59 49V51ZM104 50H103V52H104ZM114 50V49H113ZM129 50H130V48H129ZM133 50V49H132ZM131 50V51H132ZM168 50L169 49H167V51H166V53L168 52ZM174 50H172V52L174 51ZM178 50H180V49H178ZM215 50V49H214ZM220 50V49H219ZM235 50V49H234ZM47 51V50H46ZM69 51H71V50H69ZM101 51V50H100ZM106 51V50H105ZM107 51H109V50H107ZM107 51H106V54H110V53H107ZM239 51V50H238ZM28 52H30V51H28ZM42 52V51H41ZM41 52L40 53H38V54H41ZM43 52H45V51H43ZM42 52V53H43ZM48 52V51H47ZM46 52V53H47ZM52 52V51H51ZM56 52H58V51H56ZM114 52V51H113ZM159 52V51H158ZM162 52V51H161ZM209 52V51H208ZM236 52V51H235ZM16 53V52H15ZM21 53V52H20ZM19 53V54H20ZM46 53H45V55H46ZM53 53H55V52H53ZM53 53H51L52 54V58L55 56H53ZM61 53H62V51H61ZM60 53V54H61ZM92 53V52H91ZM116 53V52H115ZM114 53V54H115ZM135 53V52H134ZM154 53V52H153ZM215 53V52H214ZM240 53V52H239ZM37 54V55H38ZM44 54V53H43ZM50 54V55H51ZM71 54V53H70ZM69 54V55H70ZM100 54V53H99ZM99 54L97 55V56H99ZM112 54V53H111ZM133 54V53H132ZM131 54V55H132ZM165 54V53H164ZM42 55V54H41ZM49 55V54H48ZM49 55V56H50ZM65 55V54H64ZM63 55V56H64ZM67 55V54H66ZM68 55V56H69ZM78 55V54H77ZM94 55V54H93ZM101 55V54H100ZM105 55V54H104ZM146 55V54H145ZM171 55V54H170ZM173 55V54H172ZM228 55V54H227ZM20 56V55H19ZM21 56H23L22 54H21ZM49 56H47V57H49ZM79 56V55H78ZM91 56V55H90ZM107 56V55H106ZM106 56H104L103 58H105ZM114 56V55H113ZM129 56V55H128ZM149 56V55H148ZM168 56V55H167ZM179 56V57H180ZM224 56V55H223ZM231 56H233V55H231ZM30 57V56H29ZM42 57H44V56H42ZM94 57H95V55H94ZM110 57V56H109ZM108 57V58H109ZM125 57V56H124ZM157 57V56H156ZM164 57V56H163ZM172 57V56H171ZM174 57V56H173ZM220 57H222V56H220ZM244 57V56H243ZM33 58V57H32ZM51 58V57H50ZM49 58V59H50ZM112 58V57H111ZM127 58V57H126ZM125 58V59H126ZM137 58V57H136ZM145 58V57H144ZM218 58V56H215V59H217ZM223 58V57H222ZM235 58V57H234ZM27 59H28V57H27ZM26 59V60H27ZM39 59V58H38ZM65 59V58H64ZM63 59V60H64ZM75 59V58H74ZM100 59V58H99ZM98 59V60H99ZM124 59V60H125ZM129 59V58H128ZM158 59V58H157ZM163 59V58H162ZM174 59V58H173ZM11 60V59H10ZM23 60H24V58H23ZM25 60V61H26ZM56 60V59H55ZM59 60H61V59H59ZM67 60V59H66ZM101 60H103V59H101ZM121 60V59H120ZM137 60H138V58H137ZM142 60H144V59H142ZM141 60V63H143V61ZM147 60H148V58H147ZM167 60V59H166ZM236 59H234V61H235ZM28 61V60H27ZM50 61H52V60H50ZM73 61V60H72ZM10 62V61H9ZM24 62V61H23ZM46 62H48V61H46ZM45 62V63H46ZM54 62V61H53ZM57 62V61H56ZM63 62V61H62ZM66 62V61H65ZM111 62V61H110ZM133 62V61H132ZM152 62V61H151ZM168 62V61H167ZM175 62V61H174ZM178 62H179V60H178ZM228 62V61H227ZM25 63V62H24ZM93 63V62H92ZM96 63H97V61H96ZM99 63V62H98ZM103 63H105V62H103ZM106 63H107V61H106ZM148 63V62H147ZM155 63V62H154ZM153 63V64H154ZM158 63V62H157ZM169 63V62H168ZM172 63V62H171ZM214 63V62H213ZM220 63V62H219ZM224 63V62H223ZM246 63H248V62H246ZM36 64V63H35ZM61 64V63H60ZM66 64H67V62H66ZM91 64V63H90ZM111 64V63H110ZM109 64V65H110ZM137 64V63H136ZM136 64H135V68H136ZM166 64V63H165ZM245 64V63H244ZM23 65V64H22ZM25 65V64H24ZM34 65V64H33ZM53 65V64H52ZM76 65V64H75ZM79 65V64H78ZM77 65V66H78ZM93 65H95V63L93 64ZM92 65V66H93ZM97 65V64H96ZM95 65V66H96ZM100 65V64H99ZM107 65V64H106ZM151 65V64H150ZM163 65V64H162ZM45 66V65H44ZM51 66V64H49L48 66H46V71L45 72H43V73H41L38 77H31L30 78V81H31V84H32V87L28 90V94H27V97L29 98V99H31V103L33 104V103H35V102H38V101H45V102H48V104H50V106H53V107H55L56 109L57 108H60V109H65L66 110V108H68L69 106L68 105H70V102L72 101V96L70 97L66 92H65V90L67 89V88H69L74 82H75V80H76V77H72L71 75L72 74H70V70H68V71H56V69H50L49 67ZM82 66H83V64H82ZM102 66V65H101ZM119 66V65H118ZM127 66V65H126ZM157 66V65H156ZM180 65H176L175 67H176V69L179 67ZM216 66V65H215ZM239 66V65H238ZM20 67V66H19ZM28 67V66H27ZM42 67V66H41ZM62 67V66H61ZM69 67H70V65H69ZM97 67V66H96ZM106 67H108V66H106ZM123 67V66H122ZM129 67H130V65H129ZM143 67V66H142ZM148 67V66H147ZM146 67V68H147ZM153 67V66H152ZM165 67V66H164ZM262 67V66H261ZM23 68V67H22ZM98 68H99V66H98ZM118 68V67H117ZM133 68V67H132ZM162 68V67H161ZM24 69V68H23ZM26 69H28V68H26ZM77 69V68H76ZM93 69V68H92ZM97 69V68H96ZM107 69V68H106ZM110 69V68H109ZM122 69V68H121ZM126 69V68H125ZM138 69V68H137ZM140 69V68H139ZM153 69V68H152ZM167 69V68H166ZM226 69V68H225ZM233 69V68H232ZM40 70V69H39ZM45 70V69H44ZM99 70H101V69H98V71ZM105 70V69H104ZM245 70V69H244ZM249 70V69H248ZM14 71H16L17 72V70L15 69ZM19 71V70H18ZM33 71V70H32ZM97 71V70H96ZM122 72H123V69L121 70ZM124 71H126V70H124ZM132 71V70H131ZM134 71V70H133ZM140 71V70H139ZM188 71V70H187ZM225 71H227V70H225ZM16 72H14L15 74H16ZM77 72V71H76ZM75 72V73H76ZM116 72V71H115ZM128 72V71H127ZM169 72V71H168ZM215 72V71H214ZM13 73V74H14ZM22 73V72H21ZM81 73V72H80ZM94 73V72H93ZM103 73H106V72H103ZM108 73V72H107ZM126 73V72H125ZM141 73H142V71H141ZM188 73H190V72H188ZM207 73V72H206ZM221 73V72H220ZM228 73V72H227ZM100 73H98L97 75H99ZM113 74V73H112ZM112 74H111V76H112ZM118 74H119V72H118ZM133 74V73H132ZM137 74V73H136ZM140 74V73H139ZM171 74V73H170ZM173 74V73H172ZM9 75V74H8ZM20 75V74H19ZM38 75V74H37ZM120 75V74H119ZM130 75V74H129ZM174 75V74H173ZM230 75V74H229ZM15 76V75H14ZM17 76V75H16ZM79 76V75H78ZM100 76V75H99ZM99 76H97V77H99ZM104 76V75H103ZM110 76V75H109ZM116 76H117V74H116ZM123 76V75H122ZM136 76V75H135ZM141 76H142V74H141ZM170 76V75H169ZM182 76H184V75H182ZM204 76V75H203ZM240 76V75H239ZM18 77V76H17ZM29 77V76H28ZM92 78H93V76H91ZM106 77H108V76H106ZM119 77V76H118ZM118 77H115V78H118ZM126 77V76H125ZM124 77V78H125ZM129 77V76H128ZM137 77V76H136ZM174 77V76H173ZM176 77V76H175ZM202 77V76H201ZM205 77V76H204ZM211 77V76H210ZM5 78V77H4ZM25 78V77H24ZM61 78H64V80L63 81H61ZM100 78V77H99ZM109 78V77H108ZM123 78V79H124ZM223 78V77H222ZM234 78V77H233ZM247 78V77H246ZM7 79H9V78H7ZM89 79V78H88ZM103 79V78H102ZM122 79V78H121ZM127 79V78H126ZM130 79H131V77H130ZM139 79V78H138ZM205 79V78H204ZM216 79V78H215ZM4 80H6V79H4ZM35 80H39V82L38 83H36V84H34V82H35ZM97 80V79H96ZM96 80H95V82L94 83H96ZM99 80V79H98ZM101 80V79H100ZM114 80V79H113ZM118 80H119V78H118ZM129 80V79H128ZM134 80V79H133ZM227 80V79H226ZM7 81V80H6ZM21 81V80H20ZM102 81V80H101ZM111 81V80H110ZM115 81V80H114ZM127 81V80H126ZM148 81V80H147ZM228 81V80H227ZM235 81V80H234ZM237 81V80H236ZM61 82H63V85L61 84ZM82 82V81H81ZM89 82V81H88ZM99 82V81H98ZM103 82V81H102ZM101 82V83H102ZM120 82V81H119ZM118 82V83H119ZM127 82H129V81H127ZM139 82V81H138ZM144 82V81H143ZM143 82H142V84H143ZM150 82H151V80H150ZM205 83H206V81H204ZM93 83V84H94ZM100 83V82H99ZM153 83V82H152ZM218 83V82H217ZM233 83V82H232ZM76 84V83H75ZM98 83H96V85H97ZM104 84H105V82H104ZM114 84V83H113ZM123 84V83H122ZM141 84V85H142ZM145 84H146V82H145ZM148 84V83H147ZM146 84V85H147ZM150 84V83H149ZM193 84V83H192ZM231 84V83H230ZM230 84H227V85H230ZM3 85H4V83H3ZM7 85V84H6ZM11 85V84H10ZM79 85V84H78ZM81 85H83V83L81 84ZM128 85V84H127ZM134 85V84H133ZM140 85V84H139ZM151 85V84H150ZM156 85V84H155ZM218 85V84H217ZM216 85V86H217ZM24 86V85H23ZM22 86V87H23ZM76 86V85H75ZM92 86V85H91ZM110 86V85H109ZM148 86V85H147ZM154 86V85H153ZM157 86V85H156ZM236 86V85H235ZM1 87H2V85H1ZM26 87V86H25ZM96 87V86H95ZM99 86H97V88H98ZM101 87V86H100ZM104 88L106 87V86H103ZM111 87H113L114 88V85L113 86H111ZM131 87V86H130ZM136 87V86H135ZM134 87V88H135ZM146 87V86H145ZM149 87H151V86H149ZM158 87V86H157ZM157 87H155V88H157ZM211 87V86H210ZM225 87V86H224ZM231 87V86H230ZM110 88V87H109ZM116 88V87H115ZM129 88V87H128ZM142 88V87H141ZM152 88V87H151ZM154 88V89H155ZM181 88V87H180ZM190 88H191V86H190ZM219 88V87H218ZM235 88V87H234ZM22 89V88H21ZM75 89H77V88H75ZM124 89H126L125 87H124ZM146 89V88H145ZM226 89V88H225ZM71 90V89H70ZM95 90V89H94ZM97 90V89H96ZM102 90V89H101ZM113 89H111V91H112ZM122 90V89H121ZM139 90V89H138ZM138 90H136V91H138ZM178 90V89H177ZM191 90V89H190ZM223 90V89H222ZM4 91V90H3ZM3 91H1V92H3ZM75 91V90H74ZM83 91V90H82ZM129 91V90H128ZM143 91V90H142ZM146 91H148V90H146ZM161 91V90H160ZM172 91V90H171ZM171 91H170V93H171ZM193 91V90H192ZM113 92V91H112ZM121 92V91H120ZM151 92V91H150ZM166 92V91H165ZM195 92V91H194ZM230 92V91H229ZM14 93V92H13ZM74 93H76V92H74ZM78 93H79V91H78ZM91 93V92H90ZM106 93V92H105ZM118 93V92H117ZM142 93V92H141ZM188 93V92H187ZM12 94V93H11ZM10 94V95H11ZM16 94V93H15ZM26 94V93H25ZM101 94V93H100ZM113 94V93H112ZM120 94H122V93H120ZM133 94V93H132ZM135 94V93H134ZM150 94H152V93H150ZM157 94V93H156ZM155 94V95H156ZM165 94V93H164ZM179 94V93H178ZM193 94V93H192ZM231 94V93H230ZM13 95V94H12ZM18 95V94H17ZM97 95V94H96ZM102 95V94H101ZM104 95H106V94H104ZM110 95V94H109ZM146 94L144 93V95H143V93L142 94H138V96H137V98L139 97V98H141V97H143V98H145L144 96H145ZM159 95V94H158ZM157 95V96H158ZM169 95V94H168ZM174 95V94H173ZM172 95V96H173ZM221 95V94H220ZM226 95V94H225ZM98 96V95H97ZM96 96V97H97ZM107 97H108V95H106ZM111 96V95H110ZM109 96V97H110ZM156 96V97H157ZM193 96V95H192ZM234 96H235V94H234ZM233 96V97H234ZM95 97V96H94ZM99 97V96H98ZM116 97V96H115ZM133 97H134V95H133ZM146 97H150V95L148 96H146ZM162 97V96H161ZM191 97V96H190ZM235 97H237V96H235ZM81 98H83V97H81ZM120 98H122V97H120ZM127 98V97H126ZM128 98H130V96L128 97ZM151 98V97H150ZM223 98V97H222ZM26 99V98H25ZM89 99H91V98H89ZM96 99V98H95ZM104 99V98H103ZM113 99H114V97H113ZM161 99V98H160ZM182 99V98H181ZM196 99V98H195ZM209 99V98H208ZM219 99V98H218ZM107 100V99H106ZM112 100V99H111ZM130 100V99H129ZM135 100H136V98H135ZM158 100V99H157ZM173 100V99H172ZM192 100H194V98L192 99ZM224 100V99H223ZM9 101V100H8ZM25 101H27V99L25 100ZM96 101H98V100H96ZM171 101V100H170ZM208 101V100H207ZM220 101V100H219ZM60 102V104H62V106L60 105L59 107L57 106V104ZM79 102V101H78ZM81 102V101H80ZM85 102V101H84ZM88 102V101H87ZM92 102V101H91ZM94 102V101H93ZM121 102V101H120ZM127 102H129V101H127ZM126 102V103H127ZM141 102V101H140ZM236 102V101H235ZM96 103V102H95ZM95 103H93V104H95ZM100 103V102H99ZM104 103V102H103ZM102 103V104H103ZM116 103V102H115ZM122 103V102H121ZM125 103V104H126ZM143 103H145V104H148V106H150V102L149 101H143ZM165 103V102H164ZM233 103V102H232ZM24 104V103H23ZM22 104V105H23ZM28 104V103H27ZM82 104V103H81ZM114 104V103H113ZM122 104H124V102L122 103ZM208 104V103H207ZM224 104V103H223ZM1 105V104H0ZM14 105H16V103H14ZM44 105V104H43ZM72 105V104H71ZM78 105H80V104H78ZM77 105V106H78ZM83 105V104H82ZM85 105V104H84ZM104 106H105V104H103ZM106 105H110V104H106ZM117 105V104H116ZM120 105V104H119ZM144 105V104H143ZM210 105V104H209ZM19 106V105H18ZM31 106V105H30ZM38 106H40V105H37V107ZM91 106H92V104H91ZM99 106V105H98ZM102 106V105H101ZM118 106V105H117ZM163 106V105H162ZM208 106V105H207ZM32 107V106H31ZM79 107V106H78ZM82 107V106H81ZM89 107V106H88ZM116 107V106H115ZM216 107V106H215ZM224 107V106H223ZM20 108V107H19ZM85 108V107H84ZM96 108H97V106H96ZM148 108V107H147ZM170 108V107H169ZM172 108V107H171ZM69 109V108H68ZM90 109H92V108H90ZM105 109V108H104ZM112 109V108H111ZM205 109V108H204ZM224 109V108H223ZM222 109V110H223ZM235 109V108H234ZM17 110V109H16ZM21 110H23V109H21ZM62 110L60 111V112H62ZM80 110H83V109H80ZM87 110H89V109H87ZM98 110V109H97ZM102 110V109H101ZM114 110V109H113ZM119 110H120V108H119ZM157 110V109H156ZM217 110V109H216ZM35 111V110H34ZM45 111V110H44ZM49 111V110H48ZM84 111V110H83ZM91 111V110H90ZM93 111H94V109H93ZM159 111V110H158ZM162 111V110H161ZM232 111V110H231ZM6 112H8V111H6ZM40 112V111H39ZM42 112V111H41ZM50 112V111H49ZM52 112V111H51ZM55 112V111H54ZM82 112V111H81ZM100 112V111H99ZM98 112V113H99ZM117 112V111H116ZM184 112H186V111H184ZM190 112V111H189ZM205 112V111H204ZM17 113V112H16ZM20 113V112H19ZM38 113V112H37ZM36 113V114H37ZM43 113V112H42ZM46 113H47V111H46ZM59 113V112H58ZM86 113H88V112H86ZM97 113V114H98ZM158 113V112H157ZM162 113V112H161ZM181 113H183V111L181 112ZM192 113V112H191ZM200 113V112H199ZM10 114V113H9ZM21 114V113H20ZM43 114H45V113H43ZM48 114V113H47ZM61 114V113H60ZM60 114H58V116L60 115ZM68 114V113H67ZM66 114V115H67ZM75 114V113H74ZM74 114H73V116H72V114H71V116L72 117H70V118H74L75 116H74ZM90 114V113H89ZM101 114H102V112H101ZM105 114V113H104ZM153 114V113H152ZM165 114V113H164ZM221 114H222V112H221ZM227 114V113H226ZM65 115V116H66ZM81 115V114H80ZM86 115V114H85ZM95 115V114H94ZM119 115V114H118ZM200 115V114H199ZM10 116V115H9ZM13 116V115H12ZM61 116H62V114H61ZM68 116V115H67ZM84 116V115H83ZM86 116H88V115H86ZM85 116V117H86ZM196 116V115H195ZM223 116V115H222ZM226 116V115H225ZM230 116V115H229ZM36 116H34V113H32V109L30 108V111H29V113H27V111H26V115H25V117H24V126H18V128H20V129H22L23 127L25 128L24 130H25V132H27L28 134H29V137H30V139L28 140V139H26V140H28L27 142L28 143H26L25 141H23L24 142V144L26 143L27 145H28V151H29V153H28V155L30 156V159H29V161L31 162L30 164H28V166L25 164V166L23 165L24 163H16L15 162V160H13L11 157H12V152H13V147L12 146H10L9 145V143L10 142H8L7 140H3L2 141V138L4 137V136H6L5 135V133H4V135L0 132V189H2L3 191L1 192L2 194H4V197L5 198H3V197H0V198H2L3 199V202H2V204H5V209H6V211H7V206L8 205H10V204H12V206H11V208H9V209H12V207H13V205H14V203H15V201H13L14 200V198L13 197H11L12 195L9 193V192H12L13 191V189L14 188H16V191H20V190H22L23 191V193L25 192V194H27V195H29V194H35L36 192H52V193H56L57 194V192H59L60 191V189H61V184L62 185H64V183L62 182L61 184H60V180H65V182H67V183H71V185L74 183V182H78L79 181V178L78 177H76L75 176V174H70V173H66V174H60V173H62V172H60L59 173V170H58V168H56V166H58V165H54L55 163H57V161L60 163V161H61V163H62V161H63V156L64 155H62L63 153L65 154V156L66 157H69V158H72V157H74L75 155H76V149H78V148H76V145H74V146H72L73 145V143H74V141H72L71 139H70V141L67 139L66 141H67V145H63L62 144V142L61 141H59V139L57 140V137H56V139L54 140L55 141V145L53 144V142H51L52 141V136H56L55 134L57 133V134H59V132L58 131H55V132H52V133H50L48 130V127H47V125H45V123L43 122V123H39V121H37L36 120V118H35ZM54 117H56V116H54ZM103 117H104V115H103ZM141 117H142V115H141ZM171 117V116H170ZM175 117V116H174ZM178 117V116H177ZM8 118V117H7ZM38 118V117H37ZM42 118V117H41ZM41 118H40V120H41ZM67 118V117H66ZM69 118V120L68 121H71V120H73V119H70ZM102 118V117H101ZM155 118V117H154ZM179 118V117H178ZM198 118V117H197ZM11 119V118H10ZM13 119V118H12ZM16 119V118H15ZM85 119H87V117L85 118ZM108 119V118H107ZM160 119V118H159ZM179 119H181V118H179ZM191 119V118H190ZM52 120V119H51ZM92 120V119H91ZM93 120H95V118L93 119ZM104 120V119H103ZM141 120H143V118L141 119ZM155 120V119H154ZM158 120V119H157ZM156 120V121H157ZM174 120V119H173ZM192 120V119H191ZM194 120V119H193ZM10 121V120H9ZM16 121V120H15ZM49 121V120H48ZM96 121H98V119L96 120ZM140 121V120H139ZM147 121L148 120H145V122H146V125H147ZM0 122H1V120H0ZM6 122V121H5ZM12 122V121H11ZM89 122H90V119H89ZM88 122V123H89ZM94 122V121H93ZM99 122V121H98ZM138 122V121H137ZM133 123V126H132V130H138L137 128L139 127V124L138 123ZM155 122V121H154ZM164 122H166V121H164ZM14 123V122H13ZM22 123V122H21ZM68 123V122H67ZM81 123V122H80ZM79 123V124H80ZM149 123V122H148ZM18 124V123H17ZM62 124V123H61ZM66 124V123H65ZM83 124V123H82ZM92 124V123H91ZM127 124V123H126ZM141 124H142V122H141ZM141 124H140V127H141ZM150 124V123H149ZM156 124H157V122H156ZM169 124V123H168ZM3 125V124H2ZM16 125V124H15ZM74 125V124H73ZM72 125V126H73ZM93 125H94V123H93ZM120 124H119V122H118V127H113L112 125H105V126H103L101 129H102V132L104 133L103 135H105L106 136V138L108 139V141H110L109 143H113V145L112 146H116V147H118V148H122V147H128V146H130V144H132L131 143V141L127 138V139H122L121 137H120V135L124 132V129H121V127L119 126ZM161 125H162V123H161ZM7 126V125H6ZM11 126V125H10ZM9 126V127H10ZM14 126V125H13ZM77 126H79V125H77ZM76 126V127H77ZM82 126H84V125H82ZM88 126V125H87ZM95 126H97V125H95ZM154 126V125H153ZM171 126V125H170ZM180 126H181V124H180ZM0 127H1V124H0ZM4 126H2V128H3ZM8 127V128H9ZM53 127H54V125H53ZM57 127H59V126H57ZM68 127V126H67ZM71 127V126H70ZM74 127V126H73ZM17 128V127H16ZM18 128H17V130H18ZM80 128V127H79ZM126 128V127H125ZM159 128H160V126H159ZM1 129V128H0ZM56 129V128H55ZM60 129V128H59ZM82 129H83V127H82ZM100 129V128H99ZM98 129V130H99ZM129 129V128H128ZM147 129H148V126H147ZM172 129V128H171ZM2 130V129H1ZM4 130H5V128H4ZM8 130V129H7ZM23 130V131H24ZM87 130H89L88 128H87ZM91 130V129H90ZM130 130V129H129ZM6 131V130H5ZM19 131V130H18ZM65 131V130H64ZM68 131V130H67ZM79 130H77V132H78ZM86 131V130H85ZM85 131H83V132H85ZM96 131V130H95ZM100 131V130H99ZM125 131H126V129H125ZM143 131V130H142ZM154 131H155V129H154ZM20 132H21V130H20ZM69 132H70V129H69ZM68 132V133H69ZM74 132V131H73ZM145 132V131H144ZM14 134L15 132H11L10 134ZM23 133V132H22ZM21 133V134H22ZM75 133V132H74ZM73 133V137H75L74 134ZM94 133V132H93ZM100 133V132H99ZM150 133V132H149ZM152 133H154V132H152ZM165 133V132H164ZM187 133V132H186ZM16 134V133H15ZM14 134V135H15ZM67 134V133H66ZM124 134V133H123ZM145 134V133H144ZM155 134V133H154ZM182 134H183V132H182ZM9 135V134H8ZM13 135V136H14ZM62 135H65V134H62ZM72 135V134H71ZM71 135L69 136V137H71ZM79 135V133H77V135H76V137ZM81 135V134H80ZM82 135H83V133H82ZM88 135H89V132H88ZM87 135V136H88ZM101 135V134H100ZM130 135V134H129ZM128 135V136H129ZM136 135V134H135ZM138 135V134H137ZM168 135V134H167ZM16 136H18V135H16ZM19 136H20V133H19ZM84 136V135H83ZM86 136V137H87ZM90 136H91V134H90ZM102 136V135H101ZM118 136V138L117 139H115L114 137H117ZM142 136V135H141ZM148 136V135H147ZM146 136V137H147ZM158 136V135H157ZM28 137V136H27ZM60 137V136H59ZM58 137V138H59ZM68 137V138H69ZM78 137H81V139L83 138L82 136H78ZM127 137V136H126ZM130 137V136H129ZM133 137H135V136H133ZM142 137H144V136H142ZM163 137V136H162ZM183 137V136H182ZM8 138V137H7ZM6 137H5V139H7ZM20 138V137H19ZM25 137H23V138H21L22 140L24 139ZM97 138V137H96ZM131 138V137H130ZM149 138V137H148ZM157 138V137H156ZM168 138H170V137H168ZM172 138V137H171ZM176 138V137H175ZM10 139H12V138H10ZM13 139H14V137H13ZM12 139V140H13ZM75 139V138H74ZM73 139V140H74ZM80 139V140H81ZM84 139H85V137H84ZM87 139V138H86ZM98 139V138H97ZM105 139V138H104ZM159 139V138H158ZM165 139V138H164ZM9 140V139H8ZM16 140V139H15ZM134 140V139H133ZM137 140V139H136ZM10 141V140H9ZM76 141H78V139L76 140ZM92 141V140H91ZM91 141H87V143L86 144H88V142H90L91 143ZM105 142H106V140H104ZM15 142V141H14ZM19 142V141H18ZM35 142H38V144H39V147H37L36 145H34V143ZM97 142H98V140H97ZM99 142H100V140H99ZM136 142H138V140L136 141ZM145 142V141H144ZM80 143H82V142H80ZM103 143V142H102ZM152 143V142H151ZM164 143V142H163ZM23 144V145H24ZM79 144V143H78ZM92 144V143H91ZM94 144V143H93ZM98 144V143H97ZM137 144V143H136ZM148 144V146H150L149 145V143H147ZM14 145H16L15 143H14ZM50 145H54L53 146V150L52 151H50V150H48L49 148H51V146ZM96 145V144H95ZM103 145V144H102ZM133 145V144H132ZM166 145V144H165ZM25 146V145H24ZM24 146H22V147H24ZM90 146H92V145H90ZM99 146V145H98ZM111 146V147H112ZM137 146V145H136ZM135 146V147H136ZM147 146V145H146ZM152 146V145H151ZM16 147V146H15ZM18 147V146H17ZM27 147V146H26ZM81 147V146H80ZM84 147V146H83ZM86 147H87V145H86ZM93 147V146H92ZM111 147H109V148H111ZM138 147V146H137ZM136 147V148H137ZM143 147V146H142ZM25 148V147H24ZM91 148V147H90ZM95 148V147H94ZM97 148V147H96ZM117 148V149H118ZM135 148V149H136ZM139 148H140V146H139ZM167 148H168V146H167ZM20 149H21V147H20ZM19 149V150H20ZM98 149V148H97ZM100 149V148H99ZM127 149V148H126ZM131 149H132V147H131ZM153 148L151 147V150H152ZM166 149V148H165ZM19 150H17V152L19 151ZM25 151L27 150V148L26 149H24ZM78 150H80V149H78ZM84 150H85V147H84ZM88 150H90V149H88ZM101 150V149H100ZM113 150V149H112ZM130 150V149H129ZM140 150H141V148H140ZM139 150V151H140ZM150 150V149H149ZM23 151V150H22ZM25 151H24V153H25ZM95 151V150H94ZM97 151V150H96ZM106 151V150H105ZM105 151H103L105 154H106V152ZM114 151V150H113ZM128 151V150H127ZM164 151V150H163ZM166 151V150H165ZM167 151H168V149H167ZM83 152V151H82ZM85 152V151H84ZM91 152H92V149H91ZM100 152V151H99ZM115 152V151H114ZM123 152H125V149H124V151ZM80 153V152H79ZM95 153H97V152H95ZM108 153V152H107ZM117 153L119 154V155H121V154H123L122 152H120V151H117ZM116 153V154H117ZM125 153H127V152H125ZM129 153L131 154V152L129 151ZM141 153V152H140ZM149 153V152H148ZM172 153V152H171ZM13 154L15 155V154H17V153H14L13 152ZM22 154V153H21ZM26 154V153H25ZM25 154H24V156H25ZM81 154V153H80ZM84 154V153H83ZM103 154V153H102ZM111 154V153H110ZM114 154V153H113ZM161 154V153H160ZM160 154H159V156H160ZM168 154V153H167ZM19 155V154H18ZM23 155V154H22ZM27 155V154H26ZM82 155V154H81ZM88 155H89V153H88ZM97 155V154H96ZM139 155V154H138ZM164 155H165V153H164ZM20 156V155H19ZM107 156V155H106ZM111 156V155H110ZM113 156V155H112ZM117 156V155H116ZM126 156V155H125ZM134 156V155H133ZM143 156V155H142ZM142 156H140V157H142ZM195 156V155H194ZM84 157V156H83ZM87 157H89V156H87ZM94 157V156H93ZM122 157V156H121ZM131 157V156H130ZM135 157V156H134ZM146 157V156H145ZM196 157V156H195ZM16 158V157H15ZM25 158H27V157H25ZM77 158V157H76ZM97 158H99V157H97ZM112 158V161H113V157H111ZM115 158V157H114ZM137 158V157H136ZM139 158V157H138ZM164 158V157H163ZM73 159V158H72ZM78 159V158H77ZM84 159V158H83ZM92 159V158H91ZM96 159V158H95ZM95 159H93L94 161H95ZM118 159V158H117ZM121 159H123V158H121ZM159 159V158H158ZM190 159V158H189ZM195 159V158H194ZM86 160H87V158H86ZM100 160V159H99ZM102 160H104V159H102ZM130 160H132V159H129V161ZM141 160V159H140ZM166 160V159H165ZM17 161V160H16ZM25 161V160H24ZM28 161V160H27ZM76 161V160H75ZM101 161V160H100ZM146 161H148V160H146ZM153 161V160H152ZM81 162V161H80ZM79 162V163H80ZM83 162V161H82ZM99 162V161H98ZM107 162V161H106ZM121 162H124V161H121ZM121 162H118V163H121ZM134 163H137V160H135V158H134V161H133ZM132 162V163H133ZM167 162V161H166ZM197 162V161H196ZM195 162V163H196ZM45 163L47 164V166L49 167H51V169L52 168H55V171H56V173H51L52 172V170H51V172L49 173V172H45V170H43L45 167L44 166H46L45 165ZM60 163V164H61ZM72 163H73V161H72ZM87 163V162H86ZM93 163V162H92ZM131 163V164H132ZM70 164V163H69ZM75 164V163H74ZM82 164V163H81ZM98 164V163H97ZM96 164V165H97ZM103 164V163H102ZM110 164V163H109ZM109 164H107L108 165V167H109ZM117 164V163H116ZM128 164V163H127ZM130 164V163H129ZM130 164V165H131ZM157 164V163H156ZM53 165H54V167H53ZM83 165H85V163H83ZM104 165V164H103ZM141 165V164H140ZM140 165H138V166H140ZM153 165H154V163H153ZM85 166H88V165H85ZM89 166H90V164H89ZM93 166V165H92ZM98 166H99V164H98ZM125 166V165H124ZM137 166V165H136ZM147 166H148V163H147ZM146 166V167H147ZM151 166V165H150ZM156 166V165H155ZM162 166H163V164H162ZM194 166V165H193ZM48 167H47V169H48ZM59 167V166H58ZM65 167V166H64ZM79 167V166H78ZM84 167V166H83ZM97 167V166H96ZM103 167V166H102ZM123 167V166H122ZM127 167V166H126ZM125 167V168H126ZM149 167V166H148ZM153 167V166H152ZM75 168V167H74ZM87 167H85V169H86ZM103 168H105V167H103ZM102 168V169H103ZM111 168V167H110ZM117 168V167H116ZM119 168H121L120 166H119ZM118 168V169H119ZM142 168V167H141ZM140 168V169H141ZM157 168V167H156ZM165 168V167H164ZM193 168V167H192ZM60 169V168H59ZM91 169V168H90ZM99 169V168H98ZM101 169V168H100ZM129 169V168H128ZM161 169V168H160ZM188 169V168H187ZM49 170H50V168H49ZM78 170V169H77ZM77 170H75V171H77ZM95 170V169H94ZM97 170V169H96ZM116 170V169H115ZM123 170H124V168H123ZM143 170H145V168L143 169ZM147 170V169H146ZM151 170V169H150ZM157 170V169H156ZM163 170V169H162ZM193 170V169H192ZM195 170H197V169H195ZM87 171H90V170H87ZM98 171V170H97ZM97 171L95 172V174H97ZM129 171V170H128ZM133 171H135V170H133ZM54 172V171H53ZM100 172V171H99ZM98 172V173H99ZM110 172V171H109ZM108 172V173H109ZM116 172V171H115ZM121 172V171H120ZM119 172V173H120ZM132 172V171H131ZM130 172V173H131ZM137 172V171H136ZM142 172V171H141ZM140 172V173H141ZM150 172V171H149ZM148 172V173H149ZM196 172V171H195ZM85 173H87V172H85ZM103 173V172H102ZM106 173V172H105ZM105 173H103V174H101V175H105ZM107 173V174H108ZM127 173H129V172H126V174ZM143 173V172H142ZM147 173V174H148ZM154 173V172H153ZM92 175L94 174V173H91ZM100 174V173H99ZM124 174V173H123ZM154 174H157V172L156 173H154ZM153 174V175H154ZM192 174V173H191ZM196 174V173H195ZM202 174V173H201ZM81 175V174H80ZM84 175H86V174H84ZM98 175V174H97ZM111 175V174H110ZM114 175H115V173H114ZM120 175V174H119ZM145 175V174H144ZM82 176V175H81ZM81 176H80V178H81ZM91 176V175H90ZM108 176V175H107ZM117 176V175H116ZM89 177V176H88ZM98 178H100L99 176H97ZM104 177V176H103ZM123 177V176H122ZM136 177V176H135ZM150 177V176H149ZM90 178H92V177H90ZM108 178V177H107ZM112 178H116V177H112ZM124 178V177H123ZM130 178H132V177H130ZM157 178H160V177H158L157 176ZM156 178V179H157ZM164 178V177H163ZM168 178V177H167ZM85 179V178H84ZM105 179V178H104ZM109 179V178H108ZM119 179V178H118ZM118 179H117V181H118ZM121 179V178H120ZM127 179V178H126ZM141 179V178H140ZM148 179V178H147ZM98 180V179H97ZM96 180V181H97ZM113 180V179H112ZM122 180V179H121ZM124 180V179H123ZM153 180V179H152ZM161 180V179H160ZM92 181H95V180H93L92 179ZM101 181H103V180H101ZM105 181H107L106 179H105ZM105 181H104V183H105ZM126 181H129L130 182V180L128 179V180H126ZM133 181V180H132ZM131 181V182H132ZM137 181V180H136ZM162 181V180H161ZM85 182V181H84ZM88 182V181H87ZM91 182V181H90ZM113 182V181H112ZM116 182V181H115ZM121 182V181H120ZM138 182V181H137ZM149 182V181H148ZM154 182V181H153ZM163 182V181H162ZM165 182V181H164ZM114 183V182H113ZM112 183V184H113ZM143 183H145V182H143ZM95 184V183H94ZM108 184V183H107ZM111 184V183H110ZM110 184L108 185V186H110ZM115 184V183H114ZM120 184V183H119ZM131 184V183H130ZM135 184V183H134ZM138 184V183H137ZM149 184V183H148ZM157 184V183H156ZM162 184V183H161ZM67 184H65V186H66ZM76 185V184H75ZM85 185H87V184H85ZM96 185V184H95ZM98 185H99V183H98ZM104 185V184H103ZM116 185V184H115ZM126 185V184H125ZM140 185V184H139ZM138 185V186H139ZM145 185V184H144ZM158 185V184H157ZM64 186V187H65ZM82 186V185H81ZM114 186V185H113ZM149 186V185H148ZM77 187V186H76ZM80 187V186H79ZM105 187V186H104ZM115 187V186H114ZM122 187V186H121ZM128 187H130V186H128ZM137 187V186H136ZM142 187V186H141ZM147 187V186H146ZM69 188V187H68ZM73 188H75L74 186H73ZM83 188H84V186H83ZM82 188V189H83ZM87 188H88V186H87ZM134 188V187H133ZM138 188V187H137ZM76 189V188H75ZM74 189V190H75ZM98 189V188H97ZM101 189V188H100ZM104 189V188H103ZM107 189V188H106ZM110 189V188H109ZM108 189V190H109ZM116 189V188H115ZM139 189V188H138ZM171 189V188H170ZM15 190V189H14ZM68 190V189H67ZM78 190V189H77ZM76 190V191H77ZM113 190V189H112ZM120 190V189H119ZM126 190V189H125ZM150 190H153V189H150ZM154 190H156V189H154ZM15 191V192H16ZM21 191V192H22ZM61 191H63V190H61ZM79 192L81 191V190H78ZM89 191H91V190H89ZM93 191V190H92ZM96 191V190H95ZM98 191H100V190H98ZM120 191H123L122 189L120 190ZM127 191V190H126ZM129 191V190H128ZM133 191V190H132ZM143 191V190H142ZM148 191V190H147ZM146 191V192H147ZM168 191V190H167ZM4 192V193H3ZM66 192V191H65ZM72 192V191H71ZM74 192V191H73ZM72 192V193H73ZM86 192V191H85ZM103 192V191H102ZM115 192V191H114ZM117 192H118V190H117ZM140 192H141V190H140ZM145 192V193H146ZM162 192V191H161ZM160 192V193H161ZM14 193V192H13ZM18 193V192H17ZM22 193V195L21 196H23L24 194ZM68 193V192H67ZM78 193V192H77ZM86 193H88V192H86ZM90 193V192H89ZM100 193V192H99ZM106 193V192H105ZM121 193V192H120ZM122 193H124V192H122ZM133 193V192H132ZM143 193V192H142ZM159 193V194H160ZM167 193V192H166ZM186 193V192H185ZM185 193H183L185 196H186V194ZM19 194V193H18ZM17 194V195H18ZM51 194V193H50ZM75 196L76 195H78V194H75V192L73 193ZM98 194V193H97ZM96 194V195H97ZM157 194H158V192H157ZM163 194H165V193H163ZM48 195V194H47ZM53 195V194H52ZM66 195V194H65ZM89 195V194H88ZM103 195H104V193H103ZM113 195H115V194H113ZM137 195V194H136ZM139 195V194H138ZM150 195V194H149ZM160 195H162V194H160ZM181 195V194H180ZM1 196V195H0ZM37 196V195H36ZM43 196V195H42ZM44 196H45V194H44ZM68 198L69 197H71L72 195H66ZM66 196L64 197V201L66 200V202H64L65 204L67 203V199H65L66 198ZM82 196V195H81ZM80 196V197H81ZM92 196H93V194H92ZM117 196H120V195H117ZM126 196V195H125ZM142 196V195H141ZM152 196H153V194H152ZM165 196V195H164ZM163 196V197H164ZM184 196V197H185ZM18 197V196H17ZM20 197V196H19ZM24 197V196H23ZM99 197V196H98ZM98 197H97V199H98ZM112 197L113 196H111V199H112ZM121 197V196H120ZM120 197H118V198H120ZM127 197V196H126ZM130 197H131V195H130ZM139 197V196H138ZM161 197V196H160ZM169 197H171V196H169ZM183 197V198H184ZM35 198V197H34ZM37 198H38V196H37ZM36 198V199H37ZM42 198V197H41ZM45 199H47L46 197H44ZM73 198H75V197H73ZM72 198V199H73ZM77 198H79V197H77ZM84 198H86L85 196L83 197V199ZM96 198V197H95ZM95 198H93V199H95ZM104 198V197H103ZM107 198H109V197H107ZM114 198V197H113ZM123 198V197H122ZM121 198V199H122ZM166 198V197H165ZM13 199V200H12ZM26 200L28 199V198H25ZM61 199V198H60ZM81 199H82V197H81ZM110 199V198H109ZM126 199V198H125ZM128 199H130L131 200V198H128ZM127 199V202L129 201ZM134 199V198H133ZM136 199V198H135ZM140 199V198H139ZM173 199H176V198H173ZM187 199V198H186ZM189 199V198H188ZM187 199V200H188ZM16 200V199H15ZM41 200V199H40ZM51 200V199H50ZM62 200V199H61ZM74 200V199H73ZM76 200V199H75ZM74 200V201H75ZM80 200V199H79ZM96 200V199H95ZM108 200V199H107ZM154 200H156L155 198H154ZM164 200V199H163ZM180 200V199H179ZM1 201V200H0ZM69 201V200H68ZM73 201V202H74ZM85 201V200H84ZM88 201V200H87ZM93 201V200H92ZM97 201V200H96ZM110 201H112V200H110ZM115 201H116V197H115ZM121 201V200H120ZM123 201V200H122ZM132 201V200H131ZM134 201V200H133ZM183 201H185L184 199H183ZM19 202V201H18ZM29 202V201H28ZM32 202V201H31ZM31 202H29V203H31ZM34 202V201H33ZM40 202V201H39ZM48 202V201H47ZM50 202V201H49ZM80 202H81V200H80ZM90 202V201H89ZM101 202H103V201H101ZM107 202V201H106ZM108 202H109V200H108ZM130 202V201H129ZM135 202V201H134ZM136 202H138L137 200H136ZM1 203V202H0ZM10 203V204H9ZM24 204L26 203V202H23ZM64 203H63V205H64ZM72 203V202H71ZM75 203V202H74ZM74 203H72V204H74ZM77 203V202H76ZM85 203V202H84ZM91 203V202H90ZM104 203V202H103ZM112 203H115V202H112ZM118 203V202H117ZM131 203V202H130ZM133 203V202H132ZM155 203V202H154ZM185 203V202H184ZM18 204V203H17ZM42 204V203H41ZM46 204V203H45ZM52 204V203H51ZM57 204V203H56ZM61 204H62V202H61ZM79 204V203H78ZM86 204V203H85ZM109 204V203H108ZM146 204V203H145ZM7 205V206H6ZM26 205V204H25ZM29 205V204H28ZM39 205V204H38ZM58 205V204H57ZM87 205V204H86ZM89 205V204H88ZM116 205V204H115ZM120 205V204H119ZM127 205V204H126ZM129 205V204H128ZM127 205V206H128ZM135 205H136V203H135ZM0 206H2V205H0ZM16 207L18 206L19 207V204L18 205H15ZM20 206H23V205H20ZM41 205H39L38 206V208L40 207ZM46 206H48L47 204H46ZM51 206V205H50ZM49 206V207H50ZM53 206H54V204H53ZM67 206V205H66ZM82 206V205H81ZM80 206V207H81ZM91 206V205H90ZM97 206V205H96ZM95 206V207H96ZM103 206H105V205H103ZM111 206V205H110ZM112 206H114V205H112ZM123 206H124V203H123ZM130 206V205H129ZM27 207V206H26ZM30 207V206H29ZM56 207V206H55ZM60 207V206H59ZM72 207V206H71ZM79 206H77L76 208H78ZM98 207V206H97ZM100 207V206H99ZM119 207V206H118ZM132 207H134V206H132ZM136 207H139L140 208V206H136ZM2 208H4V206H2L1 207V209ZM19 208H21V207H19ZM18 208V209H19ZM45 208V207H44ZM47 208V207H46ZM51 208V207H50ZM70 208V207H69ZM75 208V207H74ZM73 208V209H74ZM104 208V207H103ZM127 208V207H126ZM144 208H145V206H144ZM146 208H148V207H146ZM16 209V208H15ZM57 209V208H56ZM64 209V208H63ZM93 209V208H92ZM94 209H97V208H94ZM105 209V208H104ZM111 209H112V207H111ZM114 209V208H113ZM122 209V208H121ZM39 210V209H38ZM47 210H49V208L47 209ZM45 211V213L47 212V213H49V211ZM52 210H53V208H52ZM76 210V209H75ZM74 210V211H75ZM84 210H86V209H84ZM98 210V209H97ZM103 210V209H102ZM106 210V209H105ZM127 210V209H126ZM132 210H133V208H132ZM137 210V209H136ZM139 210V209H138ZM151 210V209H150ZM2 211V210H1ZM10 211V210H9ZM19 211V210H18ZM17 211V212H18ZM20 211H22V210H20ZM24 211V210H23ZM29 211V210H28ZM34 211V210H33ZM56 211H58V209L56 210ZM60 211V210H59ZM67 211V210H66ZM69 211V210H68ZM67 211V212H68ZM95 211V210H94ZM110 212L112 211V210H109ZM114 211H115V209H114ZM125 211V210H124ZM129 211V210H128ZM135 211V210H134ZM146 211V210H145ZM151 211H153V210H151ZM4 212V211H3ZM2 212V213H3ZM8 212V211H7ZM25 212V211H24ZM36 212V211H35ZM43 212V211H42ZM51 212V211H50ZM83 212V211H82ZM88 212H89V210H88ZM104 212V211H103ZM103 212H101V213H103ZM115 212H118V211H115ZM137 212V211H136ZM136 212H135V214H136ZM148 212V211H147ZM26 213V212H25ZM31 213H32V211H31ZM64 213V212H63ZM69 213V212H68ZM72 213H73V211H72ZM86 213H87V210H86ZM96 213V212H95ZM106 213H107V211H106ZM112 213V212H111ZM133 213V212H132ZM138 213V212H137ZM21 214H22V212H21ZM37 214V213H36ZM52 214V213H51ZM57 214V213H56ZM60 214H62V213H60ZM113 214V213H112ZM112 214H109V215H112ZM117 214V213H116ZM122 214H124V213H122ZM126 215H127V213H125ZM142 214V213H141ZM1 215V214H0ZM11 215H12V213H11ZM15 215V214H14ZM26 215V214H25ZM24 215V216H25ZM29 215V214H28ZM38 215V214H37ZM37 215H36V217H37ZM39 215H40V212H39ZM38 215V216H39ZM43 216H44V214H42ZM41 215V216H42ZM58 215H59V213H58ZM82 215V214H81ZM80 215V216H81ZM90 215V214H89ZM114 215V214H113ZM118 215L119 214H117V217H118ZM132 215H134V214H132ZM140 215V214H139ZM142 215H144V213L142 214ZM18 216H19V214H18ZM63 216V215H62ZM67 216H70L69 214H67ZM74 216V215H73ZM72 215L70 216L71 218L73 217ZM83 216V215H82ZM87 216V215H86ZM94 216V215H93ZM116 216V215H115ZM15 217V216H14ZM17 217V216H16ZM20 217V216H19ZM105 217V216H104ZM103 217V218H104ZM116 217V218H117ZM124 217V216H123ZM138 217V216H137ZM140 217V216H139ZM63 218H65L64 216H63ZM69 218V217H68ZM80 218V217H79ZM84 218V217H83ZM87 218H88V216H87ZM86 218V219H87ZM89 218H91V217H89ZM101 218V220H102V217H100ZM113 218V217H112ZM120 218V217H119ZM126 218V217H125ZM130 218H131V216H130ZM133 218V217H132ZM141 218V217H140ZM2 219V218H1ZM12 219V218H11ZM15 219H17V218H15ZM32 220H33V218H31ZM39 220H40V218H38ZM59 220L58 221H61V220H63V219H61V217L60 218H58ZM61 219V220H60ZM85 219V220H86ZM92 219V218H91ZM114 219V218H113ZM138 219V218H137ZM5 220V219H4ZM8 220V219H7ZM12 220H14V219H12ZM20 220V219H19ZM38 220V221H39ZM56 220H57V217H56ZM67 220V219H66ZM72 219H69V222L71 221ZM76 220H78V219H76ZM90 220V219H89ZM96 220V219H95ZM135 220V219H134ZM16 221V220H15ZM22 221V220H21ZM20 221V222H21ZM42 221V220H41ZM74 221V217H73V220L71 221V222H73ZM79 221V220H78ZM106 222H107V220H105ZM119 221V220H118ZM129 221H130V219H129ZM131 221H133V220H131ZM139 221V220H138ZM24 222V221H23ZM50 222V221H49ZM80 222V221H79ZM84 222H86V221H84ZM92 222H93V219H92ZM99 222V221H98ZM97 222V223H98ZM105 222V223H106ZM110 222V221H109ZM113 222V221H112ZM121 222V221H120ZM2 223V222H1ZM16 223H17V221H16ZM31 223V222H30ZM29 223V224H30ZM41 223V222H40ZM64 223V222H63ZM95 223V222H94ZM131 223V222H130ZM137 223V222H136ZM12 224H14V222L12 223ZM42 224V223H41ZM44 224V223H43ZM78 224H81V223H78ZM101 224V223H100ZM127 224V223H126ZM132 224V223H131ZM17 226L18 224H14V226ZM61 225H63L64 226V224H62L61 223ZM67 226H68V223L66 224ZM65 225V226H66ZM73 225V224H72ZM71 225V227H73ZM85 225V224H84ZM83 225V226H84ZM87 225H88V223H87ZM122 225H124V224H122ZM136 225V224H135ZM1 226H3V224L1 225ZM0 226V227H1ZM10 226V225H9ZM13 226V227H14ZM15 226V227H16ZM19 226L20 225H18L17 227L19 228ZM38 226V225H37ZM48 226V225H47ZM89 226V225H88ZM92 226V225H91ZM103 226V225H102ZM115 226H118L117 224L115 225ZM126 226V225H125ZM32 227H33V223H32ZM36 227V226H35ZM41 227V226H40ZM39 227V228H40ZM79 227V226H78ZM86 227V226H85ZM98 227V226H97ZM104 227V229L106 228L105 226H103ZM108 227V226H107ZM112 227V226H111ZM114 227V226H113ZM137 227V226H136ZM23 228V227H22ZM63 228V227H62ZM61 228V229H62ZM67 228V227H66ZM80 228V227H79ZM83 228V227H82ZM122 228H124V226L122 227ZM133 228V227H132ZM131 228V229H132ZM134 228H135V226H134ZM17 229V228H16ZM59 229V228H58ZM68 229V228H67ZM73 229V228H72ZM90 229V228H89ZM92 229V228H91ZM94 229V228H93ZM119 229H120V227H119ZM127 229H129V228H127ZM130 229V230H131ZM137 229V228H136ZM9 230V229H8ZM10 230H12V228L10 229ZM15 230V229H14ZM13 230V231H14ZM22 230V229H21ZM25 230V229H24ZM38 230V229H37ZM63 230V229H62ZM66 230V229H65ZM65 230H63V231H65ZM71 229H69V231H70ZM83 230H85V228L83 229ZM88 230V229H87ZM99 230H101L100 228H99ZM98 230V231H99ZM106 230V229H105ZM114 230H117V229H114ZM125 230V229H124ZM4 231V230H3ZM19 231V230H18ZM39 231V230H38ZM52 231H53V229H52ZM60 231V229L59 230H57V232H59ZM62 231V232H63ZM90 231V230H89ZM111 231V230H110ZM122 231V230H121ZM126 231V230H125ZM132 231V230H131ZM22 232V231H21ZM28 232V231H27ZM32 232V231H31ZM37 232V231H36ZM35 232V233H36ZM45 232V231H44ZM75 232V231H74ZM83 232V231H82ZM88 232V231H87ZM94 232V231H93ZM96 232H97V230H96ZM127 232V231H126ZM136 232V231H135ZM134 232V233H135ZM6 233V232H5ZM14 233H17V232H14ZM19 233V232H18ZM67 233V232H66ZM77 233H79V232H77ZM76 233V234H77ZM129 233V232H128ZM1 234H3V233H1ZM12 234V233H11ZM38 234H39V232H38ZM56 234V233H55ZM60 234V233H59ZM69 234V233H68ZM71 234H73V232L71 231ZM91 234V233H90ZM97 234V236H98V233H96ZM95 234V235H96ZM100 234V233H99ZM103 234V233H102ZM111 234V233H110ZM127 234V233H126ZM14 235V234H13ZM21 235V234H20ZM41 235V234H40ZM106 235V234H105ZM104 235V236H105ZM118 235V234H117ZM123 235V234H122ZM162 235V234H161ZM161 235H159V236H161ZM165 235V234H164ZM2 236H4V235H2ZM1 236V237H2ZM10 236V235H9ZM18 236V235H17ZM23 236V235H22ZM61 236V235H60ZM73 236H76V235H73ZM85 235H83V237H84ZM87 236V235H86ZM91 236H92V234H91ZM101 236V235H100ZM99 236V237H100ZM134 236V235H133ZM137 236V235H136ZM139 236V235H138ZM154 236V235H153ZM5 237H6V234H5ZM15 237V236H14ZM38 237V236H37ZM78 237V236H77ZM77 237H76V239H77ZM144 237V236H143ZM169 237V236H168ZM18 238H20V237H18ZM28 238V237H27ZM33 238V237H32ZM60 238H63V236L62 237H60ZM64 238H66V236L64 237ZM69 238H71V237H69ZM81 238V237H80ZM85 238V237H84ZM88 238H90V237H88ZM94 238H96V237H94ZM93 238V239H94ZM108 238V240H111L109 237H107ZM129 238H130V236H129ZM128 238V239H129ZM161 238V237H160ZM159 238V239H160ZM163 238V237H162ZM162 238H161V240H162ZM2 239V238H1ZM83 239V238H82ZM92 239V238H91ZM92 239V240H93ZM97 239V238H96ZM101 239L102 240H104L103 239V236L101 237ZM125 239V238H124ZM154 239H155V237H154ZM175 239V238H174ZM177 239V238H176ZM27 240V239H26ZM35 240H37L36 238H35ZM46 240V239H45ZM52 240H54V239H52ZM85 240V239H84ZM88 240V242L90 241V243L92 244V242H91V240L90 239H87ZM86 240V241H87ZM99 240V239H98ZM116 240V239H115ZM142 240V239H141ZM168 240H170V239H168ZM24 241V240H23ZM29 241V240H28ZM38 241V240H37ZM62 241V240H61ZM64 241H65V239H64ZM70 241V240H69ZM82 241V240H81ZM113 241V240H112ZM135 241V240H134ZM172 241H174V240H172ZM8 242L10 243L11 242V240L9 241L8 240ZM21 242V241H20ZM34 242V241H33ZM41 242V241H40ZM66 242V241H65ZM73 242H74V239H73ZM78 242V241H77ZM77 242H75V243H77ZM98 242V241H97ZM93 243L91 246H88V249H87V252L86 253H88V256L89 255H94V254H98V253H101V254H103V253H106V254H110L113 258H116V259H121L122 261H124L125 262V264H129V263H131V261H132V259H133V257H135L134 255H132L131 254V252L129 251V250H127V249H125V248H123V247H121V246H123V245H119V246H117V245H113L112 243H110L109 241H102V242H98V243ZM115 242V241H114ZM128 242H129V240H128ZM133 242V241H132ZM148 242H150L149 240H148ZM164 242V241H163ZM162 242V243H163ZM170 242V241H169ZM177 242H179V241H177ZM9 243H8V245H9ZM11 243H13V242H11ZM36 243V242H35ZM46 243V242H45ZM55 243V242H54ZM63 243V242H62ZM61 243V244H62ZM84 243H87V242H83L82 244H84ZM118 243V242H117ZM125 243H127L126 241H125ZM139 243V242H138ZM137 243V244H138ZM146 243H147V241H146ZM152 243H154V242H152ZM152 243L150 244V246L152 245ZM165 243V242H164ZM163 243V244H164ZM172 243V242H171ZM183 243V242H182ZM17 244V243H16ZM66 244H68V243H66ZM65 244V245H66ZM80 244V243H79ZM89 244V243H88ZM135 244V243H134ZM155 244V243H154ZM153 244V245H154ZM163 244L161 245V247L163 246ZM167 244V243H166ZM165 244V245H166ZM175 244V243H174ZM177 244V243H176ZM175 244V245H176ZM179 244V243H178ZM24 245V244H23ZM31 245V244H30ZM52 245H54V244H52ZM56 245V244H55ZM64 245V244H63ZM70 245V244H69ZM68 245V246H69ZM71 245H73V244H71ZM77 245V244H76ZM141 245V244H140ZM165 245H164V247H165ZM169 245H171V244H169ZM168 245V246H169ZM11 246V245H10ZM18 246V245H17ZM26 246V245H25ZM37 246V245H36ZM50 246V245H49ZM57 246V245H56ZM82 246V245H81ZM83 246H86V245H83ZM126 246H128V245H126ZM131 246V245H130ZM129 246V247H130ZM150 246H148V247H150ZM172 246V245H171ZM176 246H178V245H176ZM180 246V245H179ZM32 247V246H31ZM39 247V246H38ZM71 247V246H70ZM132 247V246H131ZM137 247V246H136ZM147 247V246H146ZM186 247H188V245L186 246L185 245V248ZM0 248H2V247H0ZM5 248H7V247H5ZM19 248V247H18ZM33 248V247H32ZM49 248V247H48ZM52 248V247H51ZM58 248V247H57ZM72 248V247H71ZM77 248V247H76ZM139 248H141V246L139 247ZM143 248H144V246H143ZM151 248V247H150ZM157 248V247H156ZM159 248V247H158ZM168 248V247H167ZM170 248V247H169ZM175 248H179V247H175ZM10 249H11V247H10ZM34 249H36V247H34ZM50 249V248H49ZM56 249V248H55ZM54 249V250H55ZM73 250H70V251H68L67 249H66V246L65 247H63L62 246V248H60V249H58V251H56V255H69V257H73V258H75L77 261L79 260V259H81V250L79 251V250H77V249H75V248H72ZM81 249H83L82 247H81ZM131 249H133V248H131ZM148 249V248H147ZM153 249V248H152ZM161 249H163V248H161ZM170 249H172V248H170ZM189 249V248H188ZM11 250H13V249H11ZM85 250V249H84ZM164 250V249H163ZM182 250H186V249H182ZM193 250V249H192ZM3 251H5V253H6V251L7 250H3ZM133 251V250H132ZM146 251V250H145ZM150 251V250H149ZM159 251V250H158ZM157 251V252H158ZM17 252V251H16ZM147 252H148V250H147ZM146 252V253H147ZM151 252V251H150ZM166 252H167V250H166ZM179 252V251H178ZM192 252V251H191ZM0 253H1V250H0ZM12 253V252H11ZM23 253V252H22ZM136 253V252H135ZM138 253H139V251H138ZM145 253V252H144ZM160 253V252H159ZM159 253H157V254H159ZM168 253V252H167ZM172 253V252H171ZM177 253V252H176ZM182 253V252H181ZM193 253V252H192ZM191 253V255H193ZM18 254V253H17ZM21 254V253H20ZM134 254V253H133ZM148 255L150 254L149 252L147 253ZM169 254V253H168ZM184 254H185V252H184ZM187 254V253H186ZM51 255V254H50ZM87 255V254H86ZM99 255V254H98ZM97 255V256H98ZM109 255V256H110ZM136 255H138V254H136ZM155 255H156V251H155ZM160 255V254H159ZM164 255H165V253H164ZM163 255V253H162V257L164 256ZM181 255V254H180ZM2 256V255H1ZM47 256V255H46ZM53 258L55 257V254L54 255H51ZM103 256H105V254L103 255ZM171 256V255H170ZM173 256V255H172ZM175 256H177L176 254H175ZM178 256H179V253H178ZM186 256V255H185ZM190 256V255H189ZM62 257H64V256H62ZM61 256H60V258H62ZM108 257V256H107ZM111 257V258H112ZM152 257H154V256H152ZM156 257V256H155ZM159 257V256H158ZM182 257H184L183 255H182ZM50 258V257H49ZM65 258V257H64ZM99 258V257H98ZM181 257H179V260H181L180 259ZM190 258H191V256H190ZM193 258H195V257H193ZM198 258V257H197ZM200 258V257H199ZM4 259H6V258H4ZM12 259H15L14 257L12 258ZM43 259V258H42ZM48 259V258H47ZM92 259V258H91ZM103 259H104V257H103ZM134 259H136V257L134 258ZM153 259V258H152ZM159 259V258H158ZM157 259V260H158ZM168 259V258H167ZM184 259V258H183ZM10 260V259H9ZM18 260V259H17ZM20 260V259H19ZM18 260V261H19ZM45 260V259H44ZM61 260H63V258L61 259ZM67 260H68V258H67ZM139 260V259H138ZM145 260H147V259H145ZM156 260V259H155ZM166 260V259H165ZM187 260H189V259H187L186 258V261ZM198 260V259H197ZM200 260V259H199ZM202 260V259H201ZM87 261H89L88 259H87ZM86 260H85V262H87ZM92 261V260H91ZM121 261V262H122ZM134 261H136V260H134ZM144 261V260H143ZM172 261V260H171ZM170 261V262H171ZM196 261V260H195ZM13 262H14V260H13ZM61 262V261H60ZM63 262V261H62ZM61 262V263H62ZM74 262V261H73ZM93 262V261H92ZM124 262H123V264H124ZM169 262V261H168ZM176 262V261H175ZM189 262V261H188ZM201 262V261H200ZM39 263V262H38ZM51 263V262H50ZM80 263V262H79ZM94 263V262H93ZM132 263H133V261H132ZM139 264H140V262H138ZM142 263V262H141ZM186 263V262H185ZM15 264V263H14ZM46 264V263H45ZM71 264V263H70ZM75 264V263H74ZM88 264V263H87ZM136 264V263H135ZM144 264H154V263H152V262H150L149 260H147V261H145L144 262ZM156 264V263H155ZM167 264V263H166ZM178 264H179V262H178ZM188 264V263H187ZM197 264V263H196Z\"/></svg>",
  "mask_w": 264,
  "mask_h": 264
}]
</instances>
